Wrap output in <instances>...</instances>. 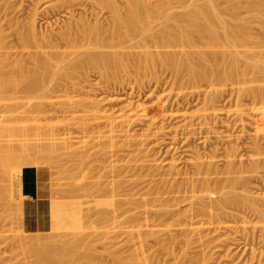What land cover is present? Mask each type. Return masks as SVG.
I'll use <instances>...</instances> for the list:
<instances>
[{
	"label": "rangeland",
	"instance_id": "1",
	"mask_svg": "<svg viewBox=\"0 0 264 264\" xmlns=\"http://www.w3.org/2000/svg\"><path fill=\"white\" fill-rule=\"evenodd\" d=\"M96 1L98 2V0H96ZM145 1L148 2V3L149 2L150 3L156 2L155 0H145ZM220 1H222L223 4L222 3L221 4L224 5L223 0H220ZM262 1H264V0H262ZM95 2H93L92 0H0V30L2 31V36H3V38H2L3 48L1 49V51H5L7 53L9 51V53H13V54H9L8 53L11 56V57L9 56L10 59L13 56L18 57L20 55L19 58L13 57L12 59H14V58L15 59H21L22 58L21 60L24 62L25 66L28 65L29 67H31V66L33 67V65H34L33 64L34 63V59L32 60V55L34 54V51L36 52V51H41V50H45L46 49L45 51L51 52L52 49L50 50V49L44 47L45 49L40 48V50H38V49L35 50V46H33V49L32 48H29V47L23 48V46H24L22 44L23 42L21 40H19V39H21L20 38V35H19V32L20 33L21 32H25L28 29L27 26H29V27L32 26L33 29H34V31H35V39L37 38L38 40L37 39L36 40L39 41V43H40L42 40L44 41V38L47 39V38H49V36H52L53 33L55 34L56 32L58 33L59 31L63 30L65 28V26L67 25V23H71L72 22V24H74V23H76V21L78 23V21L80 22L81 19L84 20L86 18V22H89V23H94L95 21H97L96 23H101L102 26H106V25L108 26V25H110L111 24V20H112L110 18V16L112 17L111 11L109 12L110 9L107 8V7H104V6L100 5L99 2H98V6H96L95 4H93ZM198 2H199V0H198ZM202 2H204V0H202ZM202 2H199V3H202ZM235 2H238V3L242 4V5H244V3L247 2V0H235ZM116 3H118L119 9H121L122 11H124V8H125L124 6H126L125 5L126 4L125 0L124 1L123 0H116ZM99 5L102 6V7H100ZM170 5H169L170 7L167 6V10L164 9L165 12H164V10H162L163 12L161 11L162 12V13H160L161 15L159 14V18H160V16L162 17L161 18V21L159 20V18H156V17H155L156 18L155 20L153 19L154 21L152 20L153 21V22H151L153 24L152 25L153 26L152 30H155L156 29L158 31L159 27L161 28L162 25H165L167 22L169 23V21L171 22L172 19L171 20L168 19L169 21L164 22L165 18L167 20L168 15L171 18L174 17V16L176 18L177 14H179L181 12L180 10L184 11L182 9L181 5H180V8H179V6H178L179 4L178 3H173L174 6L172 4H170ZM222 5H221V7H222ZM93 8H94V10H93ZM168 8H169V10H168ZM245 10H246V8H245ZM245 10H244V8H242V10H241L242 12L239 13V15L240 16L242 15V16H241V18L239 17V19L241 21L244 20V22L246 23V25L249 26L248 27V34L250 36H252L253 42L251 40L250 43H247V44H249V45L246 44L247 47L244 46L245 45L244 44L242 46L241 45H237V46L232 47V48L234 50H237L238 49L237 50L238 52L240 50L241 51L240 53H242L245 50H247V53H248L249 50H251V51H253L254 55H258L259 54L262 57V56H264V47H262V46H264V31H262L264 29L261 30L260 24L258 23L257 20L264 19V11H259V14L261 15V17H260V15L258 13H257V15L256 14L253 15L252 13L250 14L249 11H246L245 12ZM69 11L70 12L72 11V13H70ZM166 12H168V13L171 12V13L166 15ZM70 14H73L72 15L73 17ZM164 14H165L166 17L164 16ZM220 14H221L220 16H222V17L224 16L223 19L226 20L228 23H230V24L231 23H233V24L238 23V20H236L237 22L235 23V19H232L231 17H228L229 15L225 14V12H224V14H223V12L220 13ZM253 16H257V17L254 18ZM258 17H260V18H258ZM252 18L255 19V21H257V22H255ZM69 19L71 21H69ZM162 19H163V24H161ZM248 21L250 23H248ZM158 23H160L161 25L158 24ZM135 36L126 37L123 40L122 39L121 40H117L116 39L117 41H115V43H114V44H116V46L114 45L115 48H113V47L112 48L109 47V48L111 49V51L113 49L114 51H119L120 53H122L123 54V58H124L123 59L124 62L130 61V56L135 55V54L140 53V52H143V49L141 47V44H139V48H137L138 46L136 47L137 49L134 48L135 47V44L137 42L140 41L139 43H141V40H139L141 37L138 36V35L136 37ZM255 37H257V38H255ZM135 38L138 39V40H136ZM254 39H255V41H254ZM257 40L258 41L261 40L262 42L260 41L261 42L260 43ZM193 41H192L193 44L197 43V44H195L196 50H197V46H198L199 49L201 48L202 50H204V52L207 51L208 54H210V53L212 54V52L214 53L213 50H215V52L217 51L216 49H213L212 51H210L212 48L209 50L208 49L209 47L203 48L204 43L202 42V40H198V38L195 39V40L193 39ZM199 41L201 43H203V45H201V43ZM254 42H256V43H254ZM149 43H147V44H149ZM198 43H200V44H198ZM152 44L153 43H151V45ZM254 44H256L258 46L254 45ZM172 45H174V47L172 46L171 49H170L171 46L169 47V49L171 51L168 49V47H167V49H165L164 47L163 48H160L158 46L159 49H160L159 50L158 47L155 44L152 45L153 47L152 46L151 47L149 46L150 47L149 50L153 49L154 51H156V49H158V51H160L161 53L163 51L169 50V51H167L168 53L172 52V53H174V55H177V53H178V56L179 57L180 56L182 57L183 56L182 54L185 55V51L186 52L187 51L189 52V50L192 47V45H191V47L189 46V48H186L184 51L182 49V51H181L180 50L181 48H180L179 45L177 46V48L175 47L176 44H172ZM154 46L157 47V48H155ZM253 46H255V47H253ZM89 47H91V46H89ZM89 47L87 49H85V50L86 51L89 50ZM116 47H117V50H116ZM147 47L148 46L143 47V48L144 49L146 48V51H147V49H148ZM37 48H39V47H37ZM92 48H90V50H92V52H94L93 50H96V52H99L96 48L95 49H94V47H92ZM101 48L100 49L98 48V49L101 51V50H103ZM107 48H104V50L105 51H108L109 48L108 49ZM133 48L136 49V50H134ZM195 48H194V45H193V48L191 50L196 51ZM232 48L231 47L230 48L228 47L226 51H228V53H229V50L232 49ZM61 49H62V51H64L63 49H65V48L64 47L63 48L61 47L57 51H59ZM162 49H165V50H162ZM201 49H200V52H203V51H201ZM233 49L230 50V52L232 51L234 53V50ZM32 50H34V51H32ZM82 50H83L82 48H81V51L79 49V52H82ZM120 50H123V51H120ZM177 50H178V52H177ZM26 51L28 53L29 52H33V54L31 53V56H30V53L28 55V53H26ZM67 51H69V49ZM89 51H87V52H89ZM154 51H150V52H154ZM179 51L181 53L182 52H184V53L181 54ZM52 52H55V49H53ZM218 52H220V51H218ZM259 52L260 53L262 52V54H260ZM155 53H157V52H155ZM155 53H153V54H155ZM192 53H193V51H192ZM217 53H216V55H219L220 54V53L219 54H217ZM228 53L220 54L218 58H220L222 55H223L222 58L223 57L224 58H227ZM253 53H251V54H253ZM127 54H128V56H127ZM179 54H181V55H179ZM243 54H245V53L243 52ZM251 54H249V55H251ZM124 55H125V57H124ZM249 55L247 54L246 57H245V59ZM71 56H65L64 55V57L66 59L70 58ZM241 56H240V59L241 60H244V58L243 57L241 58ZM126 58L127 59L129 58V59L127 60ZM68 60H65V61H68ZM244 61H243V63H244ZM243 63H242V65H243ZM132 66H133V63H131V65H130V62H129V64L126 63V68L116 69L115 72H113L111 75H109L108 77H106V79H105L104 75H102L104 78L101 77V75L99 74V72H96L97 70L91 69V70H88L89 73H87L88 72L87 71L86 73H84V75L79 73V76H81V77H79V76L77 77L78 74L76 73L77 74V75H75L76 78H75V76H73L72 77L73 79L70 77V79L68 78V80H65V83L66 82H69V81H70L69 83H71V81H74L75 80L74 82H76V83L78 82V84H76V86H71V85H69V83L68 84L66 83L67 85L65 84V87H64V85L61 83V86L63 85L62 87H60V86L59 87L58 86L56 87V86H54L53 83H55V81H59V80H57L58 79L57 78V75H54L55 76L54 81L50 82L51 85L53 84V86H52L53 90L51 88L49 90H43L45 92L38 91L35 94V96L37 98H34L35 100H33V98L31 99L33 104L35 103V101L40 102L42 104L41 107H40V109L37 108V109L40 110L39 111L40 113L37 112L38 111L37 109L36 110L35 109L30 110V111H32L31 113H29V112H26V113L25 112H22L21 113L20 112L19 113V115L21 114L20 116L24 115L25 117H27L29 119L28 120L23 119L25 121H23V120L20 119V120H18L19 121L18 122L19 124L16 123L17 121H14L15 123L14 122H11L12 124H14L13 125L14 127H11L12 128V131H11V128L9 129V132L12 133V134L11 133H9V134L11 136L13 135L12 138L13 137H17V136L19 137L20 136L19 133H17V131H16V130L20 131L19 126L17 127L16 124L20 125L21 123L22 124L23 123L24 124L26 123V124H29V125H31V124H38V125H41L42 126L43 130L44 129H48L50 127H57L58 126L57 128L59 130H57V132H52V133H45V134L40 133V134H36V135L35 134L34 135L31 134V136L33 138H35V140L32 137L30 138L29 135L28 136L26 135V137L27 138L29 137V139L26 140V138H25V141H24V137H22L23 138V141L26 144L24 142H21L22 141V138H20V137L19 138L21 139V141H19L20 139H18V137L17 138H14V140H12V138H11V140H10V137L11 136H9L8 133L6 132L9 139L8 140L6 139V140L2 141V142H6L7 141L8 143L10 141H12L9 144H12L13 146H14V144H15V146L18 145L21 142L20 145H19L20 148L19 147H17V148L20 150L22 147L28 146L26 149L24 148L25 153L27 154L26 151H28V150L30 151V149H32L31 151H32V154L33 155L32 156L29 155L31 158H29V156L26 155L27 158H22L20 160V158L22 156H24L22 154L24 152V150L21 149L22 150V153H21V151H19L20 153L19 152L18 153L21 154L22 156L18 154V156L19 157L21 156V157L18 158V159L16 158L17 160L15 159L16 160L15 161V165H14V162L13 163L10 162V161H12V159L14 160V158H15V157L13 158V156H15V155L14 154L13 155L11 154V156H12L11 160L10 159L7 160L8 162L5 161L6 164L9 163V162H10V164L9 165L7 164L8 166H4L3 165L4 167H1L3 169H0L1 170L0 171V174H1L0 175V178H3V179H0V185L4 184V185L0 186V197L4 199L3 200V199L0 198L1 199L0 200V203L2 201H4L3 203L0 204V255H1L0 256V261L2 262L0 264H9V263L10 264H14V263L15 264H21V263L24 264V262L27 264V261L30 262V263L28 262L29 264H33V263L34 264H38L37 261H39V263L42 262V264H45V262L47 264H49V262H51V261H53V264H69V262H67V261H71V259L73 261V259H76V258L79 259V261H80V262H77L76 264H118L119 263L118 259H116V260L114 259L113 260V257L116 258L115 256H117V254H119V256H126V254L129 253L128 248L131 245H140L141 246V257L142 258H145L147 261L149 259V261H148L149 264H264V211H262V210H264V168L261 169V168L258 167L259 169H255V170L253 169L254 171H251L252 169L251 170L248 169L249 168L248 165L250 164V162L252 163V160H254L255 158L257 159V157H260L259 159H264V154H262V153H264V142H262V141H264V110H258L257 109L259 107H262V105H264V104L261 103L262 104L261 105V104H259V101H256V100H255L256 101V103H255V101H253L254 98L251 95H248L249 93L248 94L245 93V92H248V88H249L248 85L249 84H251V85H249L251 87L252 86L256 87L258 85L257 88H259V85H260V89L264 88V79H262V78H264V76H261L260 77V74H258L259 75L258 76V80H256V81H259V82H256L254 80V83L253 84H252L253 81L252 82H247V83L246 82L245 83H243V82L241 83L240 80L243 79L242 77H239L240 80L237 79L236 81L234 79H232V81H231V79H227V80H222V82L221 81H215L214 80L215 81L214 82V81H212L213 79H209V81L211 80L212 83H210L209 81L206 82L204 80L203 82L202 81H200V82L197 81L198 83L195 82V84H194L188 78H186L187 77L186 75L183 74L182 75L183 78L180 75L181 77H179V82L177 83L175 81V75L172 74V73H174L172 71V69L169 67L171 69L170 70L169 68H167V66H165L163 64L161 65L160 63H157L156 66H155V68L153 70L142 69L143 71L142 70H138L135 66L134 67H132ZM65 67L66 66L64 65L63 68H65ZM63 71H64V69H63ZM90 71H91V73H90ZM138 71H139V73H138ZM153 71H154V73H153ZM140 73H142V75ZM248 75L251 76L250 74H248ZM248 75L245 76V77H248ZM254 75H256V74H254ZM119 78H121V79H119ZM46 79H45V81L47 83L48 80H46ZM256 79H257V77H256ZM261 79H262V81H261ZM228 80H229V82H228ZM184 81H186V82H184ZM60 82H62V81L60 80ZM60 82L59 83L57 82V83L60 85ZM80 82H81V84H79ZM239 82H240V84H239ZM98 83H100V84H98ZM219 83H222V84H219ZM107 84H108V86H107ZM120 84H121V86H120ZM88 87H89V89H88ZM177 88H178V90L180 89V91H178ZM94 89H96L97 91L94 90ZM245 89H247V90L245 91ZM238 90H240V91H238ZM207 91H209V92H207ZM210 91L213 92V95L215 96V99L217 100V101L214 100L213 101V104L208 103L206 101V98L204 97L205 94H206V96H207L208 93L211 94ZM83 92H85V93H83ZM9 93H10L9 95L12 96V93L11 92H9ZM50 93H52V94H50ZM77 93H80V94H78L80 97H78ZM112 93H113V95L115 94L114 96H116V98L119 97V96H122L123 99H124L123 100L124 102L121 103L120 101L114 100L115 97L113 99H110L111 98L110 96L113 97ZM116 93H117L118 96L116 95ZM4 94H3L4 96H7L8 92L7 93H4ZM93 95L96 98L95 97L92 98ZM159 96H163V97L162 98L161 97L159 98ZM165 96H166V98H164ZM239 97H241V99ZM71 98H72V100H70ZM97 98H99V100H101V98H103L107 102H109V99H110V102L108 103V105L110 103H112V105L114 106V108L116 110L113 108L112 105H110V107H109L106 104L107 103L106 101H105L106 103L104 102V104L101 101V107H102V104H103V107L102 108H104V105H105V108L104 109H106V108H108V109L106 111H104V109H103L104 114H103V111H101L102 117L99 118L97 121H95L96 119H91L92 117H90V120H91L90 121L87 118L88 115H89V113L87 111L84 112L85 109L82 106H78V105H80L82 102H86V101L91 100V99H95L96 100ZM159 99L160 100L161 99H163V100L166 99V100L165 101L162 100V103H161ZM11 100L12 99H10V101L8 99H6V101L8 102V104H12L11 102H13V103H15V102H18V103L25 102L23 99H21V100L18 101L16 98H15V100L14 99L12 101ZM31 100H29V102H31ZM112 100H113V102L116 101L117 104L111 102ZM237 100H239L241 102V103H239V101H238L239 105H241L243 103L242 105L243 106L245 105L244 108L245 107H248L249 108V110H248V108H246V109L243 108V110H244V111L242 110L243 112H245V110L247 112L249 111L248 113L245 112V113L249 114V117H248V115L246 116V114H244L243 112H241L243 114V120L242 121H239L237 119L238 116L236 115L238 113V111H236V107L238 105L237 104ZM0 101H2V102H0L1 104L4 103L3 104V107H0V108H5L7 102L5 100H1V99H0ZM41 101H43V102H41ZM75 101L77 103H74ZM44 102H45V105H44ZM49 102H52V104L54 102V104L52 105ZM79 102H80V104H78ZM125 102H127V103H125ZM163 102H164V105H163ZM257 102H258V104H257ZM130 103L132 104L131 106H130ZM75 104H76V106L74 107ZM121 105L122 106L127 105V106H125L124 109L127 112L132 113L134 115V120L132 121L133 123H131L130 124L131 126L129 125L130 127H128V129L131 128L130 129L131 132L128 131L131 136L129 137V134H128V139L127 140H131V139L134 140V138H136L137 140H140V139H143L145 137L143 135V133H144V131L147 130L146 126H148L147 124H149V119H148V112L149 111H151L152 109L156 110V109H158L160 107H164V106H165V110H166L165 111L166 112L165 119L159 123V124H161V123L163 124L162 125V128H164V129H162L163 131L162 130H160V131L157 130L156 125L158 123L155 126L154 125L151 126L152 129L155 127L154 129H156L158 132H161V133L159 135L158 133L155 132L156 130H154L152 133L154 134V132H155L156 135L154 137L151 136V138L149 136L148 137L149 140L151 139L150 142L147 141L146 142L147 145L142 146V148L144 149V154L146 153L145 154L146 156H144V154H140V155L137 156V157L142 158V161L145 160V162H142L143 163L142 164L143 168L140 169L141 171L144 169L142 172L139 170L140 173H137L138 172L137 171L138 169L133 168V169L136 170V171L134 170L136 172V175H134L132 173L133 170L132 171L130 170L131 172H129L128 167H125L128 163H130L129 162V159L131 158L130 155H132V157H133V154H136V152H133V154L131 153L132 152V149H134L133 147L132 148H129L126 151H124L123 154H121V155L119 154L116 159H115V156H116V153H115L116 151L115 150L116 149H114L113 147L112 148H109L108 150L114 149V151H115V152L113 151L114 152V154H113L114 157L113 156L111 157V154L113 152L110 153L111 152V150H110L109 151V154H107V155H110V157L107 156L108 157V160L106 159L108 161V163H106L107 162L106 160L103 161V162H101L100 158H102V156L99 157V154H101V151H100L101 149L100 150L98 149L99 148V145H94L96 140H97V143L99 144V141L98 140L101 141V139L100 138L99 139L98 138L97 139L96 138L94 139L93 136H91V135L89 136L88 133H85V131L82 130L83 129V123L84 122H86L87 124L88 123L90 124L92 122L90 124V126H92L94 123L96 124V122H98V123L101 122L102 124H105V122H104L105 121V118L106 119H110V117H114L113 119L116 120V116L115 115H118V113H117L118 112V109L117 108H119L118 106H121ZM211 105H214L212 107H213V111H214V109L216 110L215 112L211 111L212 110V109H210L211 108L210 107ZM0 106H2V105H0ZM9 106H12V105H9ZM45 106H49L48 109ZM241 106H239V108ZM72 107L75 110L78 109V108H80V107L81 108L79 109L80 111L79 110H76L77 112H75ZM207 107H210V108H207ZM200 108H201V110H200ZM5 109L6 110H4V109H2V110L3 111H6V113L2 112L1 109H0V112H1L0 114L2 115V113H3V116L9 115V113L7 112L8 111L7 110L8 109V105H7V107ZM22 109L20 111H22ZM53 109H54V111H53ZM69 109H71V110H69ZM207 109H209V110H207ZM217 109H219V110H217ZM59 110H62V111H59ZM67 110H68V112H67ZM109 110H110V112H109ZM111 110H112V115H114L113 112H115V115L114 116H110L111 114L109 115V113H111ZM33 112H34V114H33ZM83 112H84V114H82ZM107 112H109V113H107ZM211 112H212V114H211ZM51 113L53 115H51ZM170 113L171 114L173 113V117L172 118H171V116H169L170 118L168 117V115ZM174 113H176V114H174ZM31 114L33 116L36 114V116L33 117L32 121H31V118H32L31 117ZM38 114H40V115H38ZM86 114H88V115L85 117ZM105 114L107 116L106 117H103V116H105ZM64 115L67 118L64 117L65 118L64 119L63 118ZM68 115H69V117H68ZM174 115H177V116L175 117ZM179 115L180 116H183L184 115V116L183 117H180ZM24 116H22V117H24ZM80 116H83V117H81V119H80ZM191 116H193L194 118L191 117ZM83 119H85V120H83ZM87 119H88V121H87ZM110 120H112V118ZM182 123L185 124L186 126L183 125ZM26 124L25 125H20V127L23 126L25 128V127L28 126ZM53 124H55L56 126H54ZM15 125H16V129H14L15 128ZM80 125H82V126H80ZM22 129L23 128L21 127V131H20L21 134H23ZM5 131L4 132L2 131L3 132V135H4ZM13 131H14V133L16 132L18 135L13 134ZM1 133H0V137H1ZM132 133H134L136 136L135 135H132ZM141 133H142L143 136L140 135ZM182 134H184V135H182ZM5 135H4V137H5ZM7 135H6V138H7ZM23 135L25 136V134H23ZM87 135H88V137H87ZM2 137H1L0 140H2L4 138V137L3 138ZM90 137H92V138H90ZM132 137H134V138H132ZM138 137H139V139H138ZM247 137H249V138H247ZM250 138H252V139L257 138V140L259 139L260 140L259 142L262 143L261 144V149H262L261 151L262 152L260 151L261 152V155H258V156L255 155V151H254V148H253L254 146L252 147V145H253L252 139H250ZM31 139L33 141L32 142H29ZM113 139L118 140L117 138H113ZM123 139L125 140L126 138L123 137ZM14 141L17 142V143H14L13 144ZM35 141L37 142V144H41V145H37L35 143ZM43 141H45V142H43ZM92 141H94V142H92ZM7 142L5 144H7ZM42 142L44 144L46 143L47 146H46V144L44 146V144H42ZM22 143H24V144H22ZM102 143L100 142V144H102ZM2 144H4V143H2ZM5 144H4V146L6 147ZM9 144H7V145H9ZM29 144L30 145H33L34 144L33 145L34 147L30 146ZM0 145H1V141H0ZM12 145H9L7 147L14 148V147H12ZM21 145H23V146H21ZM228 145H230V146L228 147ZM2 146L3 145H1V147ZM40 146H41V148H39ZM49 146L51 147V149H50ZM93 146H94V148H93ZM101 146L102 145H100V147ZM42 147L44 148L43 149L44 151L42 150ZM231 147L233 149L236 148L235 155H237V158L235 157L236 160L234 159V162H233L234 168L236 166V169L233 170V173L232 172H230V173L227 172V163H228L227 151H228V149H231ZM3 148L4 147H2V149ZM17 148H15L14 150H16ZM36 148L37 149H40V150L38 151ZM53 149H54V152L52 151ZM225 149H227V150H225ZM9 150L10 151H13V149L12 150L9 149ZM46 150H48V151H46ZM148 150H149V152H148ZM31 151L28 152V153H31ZM36 151L37 152H40V153L37 154ZM127 151H129L130 154H129V152L127 153ZM0 152H2V151H0ZM3 152H4V150H3ZM14 152H16V151H14ZM14 152H11V153H14ZM54 153H55V155H54ZM149 154H150V156H149ZM197 154H198V157H201L200 158L201 162L203 160V162L204 161H206V163L207 162H210L211 165H213L212 171L211 170L209 171L211 173L205 174V172L207 170L204 168L202 170V172L205 171V170L206 171L203 172V173H200L201 176L199 175L200 178H202V180H204L203 178H206L205 179V182L210 183V184L205 183V186H207L206 188L204 186L206 192H207V190H209L208 189L209 188V185H211L210 186L211 189L213 187L214 188L215 187L216 188H219V187H217L218 185H221L223 187L225 185V186L228 187L229 184L226 185V183H228L229 178L230 177L231 178H234V179L236 178L237 180H234L235 183H236V181H239V184H240V180H241V183H245V184H242L243 186L242 185L240 186L237 183L236 184L234 183L233 186L237 185L238 188H239V189L238 188L236 189V186H235V189L236 190L235 189L233 190V191H235L234 193H237L238 192L239 193V194L237 193L238 195H241V193L244 194V196H247L248 195L250 197L248 199L251 202H253V203H255L256 200H257V203H259L260 205L259 204L258 205L257 204H254L255 207H256V205L258 206V207H256V210L254 208H251V206H249V205L246 206L247 208L245 207V205L244 206L242 205L243 207L241 205H239V206H237V205H230V207H232V209L234 208V210H230L231 208L227 209L228 206H226L224 204H223L224 205L223 206L221 204V206L224 207L223 208V207L219 206L220 208H223L224 209V210L221 209V211L225 212V210H226V212H228V213H225L227 216L226 215H223L224 214L223 212H220V214L223 213V214H221V215H223L222 216L223 217V221H222V218L219 217L220 215H219V212L216 209V206L213 208V204H211L210 202L214 201L213 202L214 205H217L219 203L217 200L219 198V195H221V192H223V194H225V196H226V192L228 190H230V189L227 188V187H226L227 189L224 187V189L226 191L225 190L221 191V189H219L218 192L216 193V195H214V197H213V199H216L217 198L216 201L215 200H212L211 201L212 196H213V195L211 196V194H215L216 191L214 192V189L213 190L210 189L211 191H213V193L210 190H209L210 191L209 193L207 192V194H209V197L211 196L210 197L211 199L207 201L206 200L207 194L201 193L202 192L201 188H199L200 190L197 188V191L199 190L198 193L200 192V194L206 195V196H204L205 197L204 198L205 202H201V201H204L203 199L200 201L201 204L203 203L202 206H204V203H206V201L210 203V205H209L210 207L212 205L211 208L208 206V208H209V210L211 212L208 209H206L207 206L206 207L204 206V208L209 211V215H213V216L210 217L208 215V211H207V213H204L206 211H204V208L203 207L200 209L201 211L203 209V216H202V213L199 210V208H200L201 205L199 206L198 205L199 202L198 203L196 202L197 199L196 198H193L195 192H197V191L195 190V192H193V190H192V192H191V190H189L190 188L188 189V191L186 189V187L188 188V186L190 185L189 183H193V179L195 178V180H196V177L198 176V175H196L195 172H194L195 176H193V167H194V163L193 162H195L194 161L195 160L194 158H195V156H197ZM9 155L10 154H8L7 156H9ZM122 155L123 156L125 155V156L123 157ZM141 155H142V157H141ZM0 156H1V153H0ZM98 157H99V160L96 161V159H98ZM28 158H29L30 161L27 160ZM35 158H36V160H35ZM102 160H104V159H102ZM119 160H121V161H119ZM27 161H29V162H27ZM169 162H172V163L174 162V165H175L174 168H177L178 169V170L176 169V172L175 171L173 172L174 173L173 175L176 178L169 171V168H168ZM17 163H18V165H17ZM206 163H204L203 166H205ZM2 164L0 166H2ZM109 164H110L111 167H109ZM136 164H138V163H136ZM214 164H215V166H214ZM94 165H96L98 167H96ZM121 165L124 166L125 168H127V170L125 171V169H124V172H123L122 169L124 167H121L120 170H122V171H120V170L119 171L122 174L121 173H118L119 172L118 170H117L118 172H116V171L114 172V170L119 169V167ZM144 165H145V167H144ZM153 165L154 166L156 165V167H154ZM27 166H32V167L38 168L39 170L42 171L43 176H44V180H45V184H46V188H47V190H46V196H47V201L49 203V226H48V229L45 230V231L26 232L22 228V217H21V210H20V207H19V205H21V199L22 198L19 197L20 195H19V193H18V191L16 189L17 186H18V184L20 183V180L16 179V175L19 174V173L21 174L22 169L24 167H27ZM142 166L139 165L138 167L141 168ZM113 167H114V170H113ZM152 167H153V170L151 169ZM99 168H101V169H99ZM110 168H111V170H110ZM130 168L131 167L129 166V169ZM154 168L156 169L157 172L155 171ZM241 168H242V171H240ZM149 169L151 171H153V173L150 172V171H147ZM108 170H110V172L113 170L112 171L113 173L112 172L109 173ZM213 170H216V171L214 172ZM165 171L168 172V175L170 177L165 174ZM244 172H246V173H244ZM146 173H149V174H147L148 176L147 175L146 176L144 175ZM160 173H162V175ZM226 173H228V174H226ZM117 174H118V176H117ZM153 174H154V177H153ZM97 175H98V177H97ZM141 175H142V177H141ZM190 176H191L190 179H192V178L193 179L191 180V182L187 183V180L186 179H188ZM95 177H96V179H95ZM135 177H136V180L140 178L139 181H141V182H139L137 180V183H138L137 184L135 182L136 181L135 180ZM186 177H188V178H186ZM222 177H223V179H222ZM102 178H105V179L104 180H101ZM133 178H134V180H135L134 182L136 184H134L133 182H131L133 180ZM142 178H144V179H142ZM170 178H172V179H170ZM174 178H175V180H173ZM200 178L197 177V181H194V182L195 183L199 182V179ZM110 179H113V180L110 181ZM121 179H122V182H125V180L127 182V184L126 183L125 184L122 183V187L119 188L120 189L119 192L121 191L120 193H122V195L120 193L119 194H116V192L118 193V191H117L118 187H117V189L115 187L117 185H111L110 186V183H114V181H115V183L117 184V181L121 182ZM182 179L184 180V182L179 184V182H182L183 181ZM243 179H245V180H243ZM2 180H3V183H1ZM93 180H94V183L99 181V182H102V185L109 184L110 187H109V189L108 188L106 189L107 191H106V195L105 196H103V197L102 196L94 197V195L92 196V194H95L94 192H92V191L90 192V191H87V190L84 189V188H87V186L89 187L90 184L93 183ZM128 180L130 182H128ZM144 180L145 181L146 180H148V181L150 180L149 181V185H148V183H144ZM160 180H162V181H160ZM202 180L200 179V182ZM231 180H233V179H231ZM103 181L105 182V184L103 183ZM109 181H110V183H109ZM151 181L153 183H156V184H153ZM188 181H189V179H188ZM210 181H212V182H210ZM157 182H159V183L157 184ZM175 182H178L177 185H176ZM216 182L219 183V184L215 186V184H217ZM94 183L92 184V186L94 185ZM195 183L193 184V186H194L195 189H196V186L199 187V185L200 186L204 185V183L202 182L203 184L199 183V185H196L195 186ZM213 183H214V186L212 187ZM131 184H133L134 186L136 185L135 186L136 188L134 190V192L136 191L135 192L136 195H137V192H138L139 188L143 186L142 189L146 190V191H144V190L143 191H144L145 194L147 193V195H145L142 191H139V193L142 192L141 195L144 194L145 196H147L145 198L146 200H147V198L149 199V197H151V195H152V194H149V192H150L149 189L150 188H148L149 186H151V184H152L151 189H152V187H154V190H156L157 192L159 191V189H161V191H159L161 193L164 190L163 188L166 187L167 190H164L163 193H162L163 194V198L160 197V196H162V194H160V193L158 194L157 192H156L157 194L156 193L155 194L158 197L157 196H152V197H154V199L157 197V198H160V200H161V198H162V201L163 202L160 201L159 199L158 200H159V204L163 205L162 207L165 208V210L162 207H156L155 208L154 206L157 205V204L154 205L153 202H152V205H153L154 208H152L151 205H150L151 208L149 210V213L150 212L151 213L160 212L162 214V216L166 217V220L164 221V223L165 224H171L169 226V228L172 229V230H174V231L176 229H178L179 226L178 225H174L173 223H182L183 224V223H189V222H191V223L194 224L195 221L201 220L203 217H205L204 219L206 220L208 218V216L214 222H212V224H211V222H209L210 224L209 223H206V224L204 223L207 220L209 221L210 218H208L206 221H204V219H202L203 222H202V220L199 222L202 225L201 227H202L203 233L201 232L202 234H200V231L197 232V235L198 236L195 233H194L195 235L193 234V236H196V237H194L195 239L193 240V242L195 241V243H196V240H198V238H199V240H198L199 242L197 241L199 244L198 243L197 244H194L192 242L193 244L191 243V244H188L187 245L186 244V241L184 242V240H183L184 239L183 235H179L178 236V235L175 234L176 232H174V233L173 232H169V234H175L177 236V237L175 236V239L177 238L178 240L176 239L177 241H170L168 239L169 242H168V240H166L167 241V244L169 246H171V247H169L171 249V252L170 253H167L166 252V249L164 250V248H162L160 245H158L154 241V239L152 237H147L145 241H141L140 239H138L137 237H135L133 233L132 234L125 233V230L127 229V226L130 225L131 223L130 222L123 221V234H120L119 233L117 235V239L116 238H112V237L110 238L111 240L112 239L115 240V241H113L114 242V245H112L113 243L112 244L110 243L112 241L109 240V243H110V246H111V247L110 246L109 247H110V250L111 251L116 246H118V247H116L118 249L120 247L118 253L115 252V256L112 257V256L108 255V253H109L108 252L109 251V247L107 245H106V247H108V248L104 247L105 246L104 245L105 242L102 241L103 239H102L101 236H103V234H102L103 232H104V234H105V232L108 233V234H110L109 232L112 231L111 232V234H113L112 236L113 237L114 236L116 237V235L113 232H116V233L119 232L118 230L121 228V223L119 224L118 223V220H119V222H121L122 219L121 220L119 219V218H121V217H119L120 215H118L119 213L116 215L117 210L116 209H113V208L116 207L114 205H116L117 203L119 204V202L121 200L123 201V199H126L128 197V194L131 192L130 191V188H129V191L130 192L129 193L127 192L128 187H133ZM169 184H172V185H169ZM125 185H127L128 187L126 188ZM154 185L156 187L159 185L160 187L158 186L157 189H156V187ZM170 186H172V187H170ZM221 186H220V188L223 189V187H221ZM105 187H108V185L105 186ZM180 187H181V190H182V188H185L186 190L183 189L182 191L178 192L179 189H180ZM191 187H192V184H191ZM232 187H230V188L233 189L234 187L233 188ZM137 188H138V190H137ZM174 188H175V191L179 188L176 193H174ZM112 189L114 191H116V192L114 193V191H113V192L110 193V191ZM121 189H123V190H121ZM140 190H141V188H140ZM205 191L203 190V192H205ZM83 192L86 193L87 195L83 194ZM170 192H172L171 193L172 195L169 194ZM3 193H4V195H3ZM89 193H90V195H89ZM112 193H114V195H109V194H112ZM131 193H130V195H131ZM192 193H194V194H192ZM198 193H196L195 196ZM107 194L109 195V197H107L108 196ZM133 194L131 195V197L133 196ZM168 194H169V196L172 199L168 196ZM185 194L187 195V197H189L190 195H193V196L190 197L191 200H188L186 198L187 201H185L186 200L185 199ZM228 194L230 195V191H229V193H227V196H229ZM136 195H134L135 198H137ZM134 196H133V198H134ZM137 196H139V195H137ZM177 196H178V198H177ZM223 196H220V197H223ZM4 197L6 199H8V200H6ZM142 197H140V198L141 199H144V197L143 198ZM152 197H151V199L154 201V199ZM209 197L207 199H209ZM111 198H112V200H110ZM157 198H156V202L154 201L155 203L158 202L157 201ZM198 198L201 199L203 197L200 196ZM96 199L97 200L98 199L100 200V201L98 200L99 204L96 201ZM141 199L140 200H137V201L135 199L137 205H135L134 211L132 210V212L138 213V211L139 212L142 211L141 209L138 210V208H140L138 206V204L140 205L141 202L143 201V200L141 201ZM145 199H144V201H146ZM183 199H184L185 202L183 201ZM53 200H55V201H53ZM168 200H171V202H169L170 204L167 202ZM174 200H177V204L176 205L173 204V203H176V201H174ZM180 200L182 202H180ZM193 200H195V202H192L191 203V201H193ZM52 201L53 202H57V203L60 202V204L62 206L64 205L65 208L68 211L70 210L69 213H74V214L76 213L75 215L77 216L78 220L81 221V222L79 221L80 222V228L79 229H66V228L63 229L61 227V228H56L55 229V227L53 226L54 227V229H53L52 228V225L53 224L51 223L52 219H51V215H50V209H51L50 208L51 207L50 206V203ZM112 201L115 202V203H112ZM149 201H150V199H149ZM164 202L165 203H168L167 204L168 207L166 205L164 207V204H165ZM134 204H132V205L130 204V205L133 207ZM159 204L157 206H160ZM68 205H69V207H68ZM193 206H195V207H193ZM240 206H241V208H240ZM125 207H127V206H125ZM196 207L197 208L199 207V208L196 209ZM244 207H245V210L243 211ZM248 207H249V209H248ZM89 208L91 209V211L92 210H95V209L96 210H107V211H110V210L113 209V213L111 211L110 212L112 214H114L113 216H116L117 219H113L114 217H112V219L114 221L116 220L117 222L115 221L114 222V225H112L113 224V222H112L113 220L111 219V216H112L111 215L109 218L112 221L111 220H108L107 222L104 221V222H106L105 223L106 225L104 224V222H102L103 224H99V222L101 221V219H99L100 220L99 222H96V221H98V219H96V221H95L96 224L92 222V225H91V221H92L91 219L92 218L95 219V216H93L92 218L89 219L90 216L87 213H89L90 210L88 212H85ZM157 208L159 209V211H158ZM160 208L163 209V211ZM166 208L168 210H166ZM237 208H238V210H237ZM142 209H144V208H142ZM211 209L216 210V213H218L217 215H219V216H216V214H214L215 211L213 210L214 211L213 212ZM239 209H241V211ZM251 209H254V211H257V210H261V211H258L257 212L258 215H257L256 212L255 213L252 212L253 210L251 211ZM135 210L137 212H135ZM169 210H171V211H169ZM218 210H219V208H218ZM175 211H180V213L183 211V214L180 215L179 212L176 213ZM194 211L195 212L198 211V212L196 214H194L195 213ZM247 211H249V212L247 213ZM79 212H80V214H79ZM83 212H85V213H83ZM118 212H119V210H118ZM163 212H164V214H163ZM165 212H167V213L165 214ZM169 212H171V213L174 212L177 215L175 216V214L173 213L174 215H172V217H171ZM187 212L190 214V218H188L189 216L188 217L185 216V213L187 215ZM212 212H213V214H212ZM6 213H8L9 215L8 214L6 215ZM199 213L201 214L202 217L200 216ZM197 215H198V217L200 216L199 217L200 219L197 217ZM206 215H207V217H206ZM143 216L144 215H140L139 214V217H138V220H137L139 223H141L143 225L140 228L142 231H145L146 232V231H148L150 229L158 230V229L164 227L163 225L160 224V223H162L160 221V219H158V218H149V220H146V219L143 218ZM179 216L181 217L180 218L181 219V222L176 221V220L179 219ZM184 216L187 217V218H185ZM191 216L197 217L198 219L195 218L194 220H192L193 217L191 219ZM214 216H216L215 219H217V220H215L214 218H212ZM177 217H178V219H177ZM182 217L185 218V221H184V219ZM231 218L233 219V221H232ZM174 219H175L176 222L173 221ZM211 219H210V221H211ZM104 220H106V219H104ZM50 223L52 224L51 227H50ZM199 223L197 225H199ZM108 224H109L110 227L108 226ZM93 225H97V228H95L96 226L94 227ZM101 225L104 226V227H102ZM224 225L225 226H228V227L226 228ZM91 226H92V228H91ZM98 226H99V228H98ZM119 226H120V228H119ZM206 228H207V231L205 232L204 230ZM209 228H210V230H208ZM213 228H214V230H213ZM89 229H91V230H89ZM76 231L78 233H76ZM81 231H82V233H81ZM95 231L100 232L99 235L102 234V235L99 236V239L96 240V241H99V242H102V243H97L96 245H94L95 249H93V248L90 249V247H89L88 244L83 243V242H85L83 240H86V238L83 239L82 234H85L86 235V234H88L86 232H89L90 235L89 234L87 235V239L91 238V240H89V241L86 240V242H89V243L91 242L92 243L93 241H95V238H96V236H94V233H96ZM73 232L77 236H79V235L81 236L82 243L84 244V245H82L83 247L82 246L81 247L79 246V245H81V242H80L79 245H75L76 246L75 247L76 249L74 247L70 248L71 245H72L71 242L73 240V238H72L73 237L72 236ZM70 233H72V234L70 235ZM204 234H205V236H204ZM67 235H68V237H67ZM91 235L93 236V238L95 237L93 241H92V236ZM96 235L98 237V234H96ZM106 235L107 234H105V236ZM109 236H111V235H109ZM109 236H107V237L109 238ZM159 236L166 237L168 235H167V233L159 232ZM100 237H101V239H100ZM68 238L69 239L72 238V240L70 242V245H69V241H68L69 239ZM103 238H104V236H103ZM200 238H202L203 241H205V242L202 243L201 242L202 240ZM207 238H209L211 240H209ZM65 239H68V240L66 241ZM129 239L131 240V243H130V240ZM206 240H207V242H206ZM11 241H13V242H11ZM60 241H61V244H60ZM105 241H107V240H105ZM208 241H211V243H208ZM53 242H54V244H52ZM62 242H63V245L64 246L62 245ZM22 243L24 244V246H23ZM91 243H90V246L92 245ZM66 244L69 245L70 247L69 246L67 247ZM105 244H108V243H105ZM120 244L123 245V248L121 246H119ZM87 245H88V248H87ZM45 246L48 249L52 250V251H50V255L49 256H51V255L54 256L55 255V258L54 257L53 258H50L48 256L50 258V260L49 259L46 260V257L39 258V255H38V258H37L36 257L37 255L36 256L33 255V253L35 251L37 252L38 250H41V249L48 250V249H46ZM77 246H79L78 247L79 249H77ZM92 247H93V245H92ZM26 248H29V249L27 250ZM73 248H74V250H73ZM81 248H82V251H81ZM104 248L107 249L108 251H105ZM54 249L56 251L53 252ZM70 249L72 250L71 251L72 253H70V254L71 255H74L76 257H74V256L70 257L71 255L69 256L67 254L65 255V252L66 251L67 252L68 251L70 252ZM118 249H115L114 251H117ZM121 249H123V250H121ZM13 250H14V252H13ZM59 251H61L62 253L59 252ZM90 251L92 252L93 256L90 255V253H91ZM114 251H112L110 253H112V255H114V253H113ZM121 251H122L123 254H121ZM51 252L52 253L58 252L59 254H57V253L52 254ZM27 253L30 254V257H29V254H27ZM24 254L28 257V260L27 261H26V258L27 257L25 258V255ZM48 254H49V252H48ZM56 254L57 255H60L61 259H64L65 257H67V259H70V258L71 259L70 260H67V261H64V262L61 260L62 262H59L60 261V257L58 256V258H57ZM83 254H86V255L84 256ZM34 256L36 257L37 261H36V259H35ZM46 256H47V254H46ZM80 256H81V258H80ZM88 256H90V257H88ZM19 258H20V260H19ZM33 259H35V260H33ZM44 259H45V261H44ZM53 259L55 260V262H54ZM57 259L59 261H57ZM32 260H33V262H32ZM116 261H118V263H116ZM51 264H52V262H51ZM70 264H74V263L70 262ZM137 264H138V262H137Z\"/></svg>",
	"mask_w": 264,
	"mask_h": 264
},
{
	"label": "bare ground",
	"instance_id": "2",
	"mask_svg": "<svg viewBox=\"0 0 264 264\" xmlns=\"http://www.w3.org/2000/svg\"><path fill=\"white\" fill-rule=\"evenodd\" d=\"M93 2H95L94 0H92ZM124 1V0H123ZM156 2H152V3H148V2H146L145 0H125V2H126V6H124L125 8H124V11H122L121 9H119V7H118V3H116V0H98V2H99V4L100 5H102V6H104V7H107V8H109L110 10H109V12L111 11V13H112V17L110 16V18L112 19L111 20V24L110 25H106V26H102V24L101 23H96L97 21H95L94 23H89V22H86V18L84 19V20H82L81 19V21L79 22L78 21V23H77V21H76V23H74V24H72V22L71 23H67V25L65 26V28L63 29V30H61V31H59L58 33L56 32L55 34L53 33V35L52 36H49V38H44V41L42 40H40L41 42L39 43V41H37L36 39H35V31H34V29H33V27L32 26H27L28 27V29L25 31V32H19V35H20V38L21 39H19V40H21L23 43V45L25 46H23V48H27V47H29V48H32L33 49V46H35V50L36 49H38V50H40V48H42V49H45V48H48V49H52L51 50V52H47V51H45V50H41V51H34V50H32V51H34V54H33V52H29L30 53V56H31V53L33 54L32 55V60L34 59V65H33V67L31 66V67H29L28 65V67L27 66H25V64H24V62L21 60V59H12L13 57H16V56H13L11 59H10V55L9 54H13V53H9V51H8V53L7 52H5V51H1V49L3 48V44H2V38H3V36H2V31L0 30V99L1 100H5L6 101V99H8L9 101H10V99H14L15 100V98L19 101V100H21V99H23L25 102H20V103H18V102H15V103H13V102H11L12 104H8V102H7V104H6V107H7V105H8V113H9V115H7V116H3V113H2V115L0 116V133L3 131H5V133H4V135L6 134L7 135V133H8V135L9 136H11L9 133H11V132H9V129L11 128V127H14L13 125L14 124H12L11 122H14V121H17L16 123H18L19 121L18 120H23V119H25V120H28L29 118H27V117H25L24 115H22V116H24V117H22V116H20L19 115V113L21 112H29V113H31L32 111H30V110H33V109H37V108H39L40 109V107H41V103L40 102H37V101H35V103L33 104L32 103V98H33V100H35L34 98H37L36 96H35V94L38 92V91H41V92H45V91H43V90H49V89H51L52 88V86H53V84H54V86H60V87H62L63 85H64V87H65V84L67 83H69V82H66L65 83V80H68V78L70 79V77L72 78L73 76H75V75H77V77L79 76V73L80 74H83L84 75V73H86L88 70H91V69H94V70H97L96 72H99V74L101 75V77H103L102 75H104V77H105V79H106V77H108L109 75H111L113 72H115V70L116 69H119V68H126V63H128L129 64V62H130V65H131V63H133V66L132 67H136L138 70H142V69H146V70H153L154 68H155V66H156V64L157 63H160L161 65L163 64V65H165V66H167V68H171L172 69V71L174 72V73H172V74H174L175 75V81L178 83L179 82V77H181L183 74L184 75H186L187 77L186 78H188L191 82H193L194 84H195V82L196 83H198V82H200V81H209V79H213L212 81H221L222 82V80H227V79H231V81H232V79H234L235 81L237 80V79H239V77H242L243 79H239L240 81H241V83L243 82V83H247V82H252V84L254 83V80L256 81V80H258V74H260V77L261 76H264V56H262L261 57V55H259L258 53V55H254V53H253V51H251V50H249V52L247 53V50H245V51H243L245 54H243V52L242 53H240L241 51L239 50V52L237 51V50H234L232 47H235V46H237V45H244V46H246V44L247 43H250L251 42V40H252V42H253V38H252V36H250L249 34H248V27L249 26H247L246 25V23L244 22V20H240L239 19V17L241 18V16L239 15V13L240 12H242L241 10H242V8H244V10H245V8H246V10H245V12L246 11H249V13L251 14H256L257 15V13L259 14V11H264V1H262V0H247V2H243L244 3V5H242V4H240V3H238V2H235V0H223V2H224V5H222L223 3H222V1H220V0H204V2H202V0H199V2H202V3H199L198 2V0H155ZM4 2V1H3ZM64 2V1H63ZM88 2V1H87ZM86 2V3H87ZM97 2V1H96ZM93 3V4H95L96 6H98V2L97 3ZM173 3H178L179 5V8H180V5H181V7H182V9L184 10V11H182V10H180L181 12V14L179 13V14H177V16H176V18H175V16L174 17H170L169 15H168V17H167V20H166V18H165V20H164V22H167V21H169L168 19H172L171 20V22L169 21V23L167 24H165V25H162L161 26V28L159 27V29H158V31L155 29V30H152V28H153V24L151 23V22H153L156 18H159V14L160 13H162L163 11L162 10H164V9H166L167 10V6L168 7H170L171 5L170 4H172L173 5ZM222 3V4H221ZM6 4V3H5ZM71 4V3H70ZM92 4V3H91ZM152 4V5H151ZM222 5V7H221V5ZM99 5V6H100ZM170 5V6H169ZM63 6V5H62ZM102 6H100V7H102ZM121 6V5H120ZM174 6V5H173ZM177 6V7H178ZM84 7V6H83ZM166 7V8H165ZM95 8V7H94ZM94 8H93V10H94ZM68 9V8H67ZM90 10V9H89ZM99 10V9H98ZM168 10H169V8H168ZM162 11V12H161ZM172 11V10H171ZM70 12V11H69ZM93 12V11H92ZM100 12V11H99ZM164 12H165V10H164ZM177 12V11H176ZM223 12V14H224V12H225V14H227V15H229L228 17H231L232 19H235V23L237 22L236 20H238V23H236V24H233V23H228L226 20H224L223 18H224V16L222 17V16H220L221 14L220 13H222ZM244 12V11H243ZM70 13H72V11L70 12ZM103 13V12H102ZM108 13V12H107ZM171 13V12H170ZM170 13H168V12H166V15L167 14H170ZM71 16L73 15V14H70ZM104 15V14H103ZM161 15V14H160ZM260 15V14H259ZM258 15V16H259ZM91 16V15H90ZM98 16V15H97ZM96 16V17H97ZM101 16V15H100ZM158 16V17H157ZM164 16H165V14H164ZM252 16V15H251ZM73 17V16H72ZM107 17V16H106ZM156 17V18H155ZM166 17V16H165ZM254 18L255 17H257V16H253ZM260 17H261V15H260ZM260 17H258V18H260ZM94 18V17H93ZM161 16H160V18H159V20L161 21ZM243 18V17H242ZM245 18V17H244ZM100 19V18H99ZM154 19V20H153ZM174 19V20H173ZM227 19V18H226ZM231 19V20H232ZM247 19V18H246ZM251 19V18H250ZM253 19V18H252ZM79 20V19H78ZM88 20V19H87ZM109 20V19H108ZM153 20V21H152ZM158 20V19H157ZM158 20V21H159ZM229 20V19H228ZM254 21H255V19H253ZM257 20V19H256ZM69 21H71L70 19H69ZM250 21V20H249ZM248 21V23H250ZM258 21V23L260 24V27H261V30L262 29H264V19H260V20H257ZM257 21H255V22H257ZM260 21V22H259ZM105 23V22H104ZM108 23V22H107ZM257 23V24H258ZM158 24H160V23H158ZM161 24H163V19H162V22H161ZM160 24V25H161ZM249 25V24H248ZM152 26V27H151ZM259 27V28H260ZM63 28V27H62ZM25 29V28H24ZM21 30V29H20ZM19 31V30H18ZM262 31H264V30H262ZM251 33V32H250ZM140 36L141 38L139 39V40H141V43H139V42H137L136 44H135V47L134 48H136L137 46V48H139V44H141V47H142V49H143V52H140L139 50V52L140 53H137V54H135V55H132V56H130V61H127V62H124V58H123V54L122 53H120L119 51H114L113 49H112V51H111V49L109 48V47H113V48H115V46H116V44H114L115 43V41H117V40H123L124 38H126V37H130V36ZM135 36V37H136ZM198 38V40H202V42L204 43V46H203V48H207V47H209L208 49L210 50L211 48V50L210 51H212L213 49H216L217 51L215 52V50H213L214 51V53L212 52V54L210 53V54H208V52L207 51H205L204 52V50H202L201 48V51H203V52H200V49L198 48V46H197V50H196V48H195V44H197V43H195V44H193L192 43V41H193V39L195 40V39H197ZM42 38V39H43ZM255 38H257V37H255ZM46 39V40H45ZM117 39V40H116ZM129 39V38H128ZM136 39V38H135ZM136 40H138V39H136ZM254 41H255V39H254ZM258 41V40H257ZM256 41V42H257ZM261 41V40H260ZM260 41H258V42H260ZM119 42V41H118ZM150 42V43H149ZM194 42V41H193ZM200 42V41H199ZM256 42H254V43H256ZM262 42V41H261ZM260 42V43H261ZM120 43V42H119ZM147 43H149V44H147ZM151 43H153V44H155L157 47L159 46L160 48H165V49H167V47H168V49H169V47H170V49L172 48V46L174 47V45H172V44H176L175 45V47L177 48V46L179 45L180 46V50L182 51V49H183V51L186 49V48H189V46L191 47V45L193 44L194 45V48H195V50L197 51H194V50H191L192 48H193V45H192V47H191V49L189 50V52L187 53L186 51H185V55L184 54H182V53H184V52H180L183 56L181 57H179L178 56V53H177V55H174V53H172V52H170V53H168L167 51H169V50H167V51H163L162 53L160 52V51H158V49H159V47H158V49H156V51H154L153 49H151V50H149V48L153 45H151ZM201 43V42H200ZM200 43H198V44H200ZM203 43H201V45H203ZM118 44V43H117ZM131 44V43H130ZM253 44V43H252ZM115 45V46H114ZM151 45V46H150ZM247 45H249V44H247ZM254 45H256V44H254ZM31 46V47H30ZM89 46H91V47H89ZM130 46V45H129ZM134 46V45H133ZM146 46H148L147 48V51H146V48L144 49L143 47H146ZM150 46V47H149ZM206 46V47H205ZM243 46V47H244ZM251 46V45H250ZM256 46H258V45H256ZM37 47H39V48H37ZM45 47V48H44ZM65 48V49H63L64 51H62V49L61 50H59V51H57L58 49H60V48ZM89 47V50H90V48H92V47H94V49L96 48L99 52H96V50H93L94 52H92V50H87V51H89V52H87L85 49H87ZM102 47V48H101ZM109 48V50L108 51H105L104 50V48ZM153 47V46H152ZM155 47V46H154ZM157 47H155V48H157ZM185 47V48H184ZM232 48L233 50H234V53L231 51L230 52V50H232V49H228L229 50V53H228V51H226L227 50V48ZM247 47V46H246ZM249 47V46H248ZM253 47H255V46H253ZM262 47H264V46H262ZM81 48L83 49L82 50V52H79V49H80V51H81ZM101 48V49H103V50H99V49ZM107 48V49H108ZM120 48V47H119ZM133 48V49H134ZM136 48V49H137ZM226 48V49H225ZM6 49V48H5ZM53 49H55V52H52L53 51ZM69 49V51H67ZM93 49V48H92ZM136 49H134V50H136ZM165 49H162V50H165ZM207 49V50H208ZM26 50V49H25ZM116 50H117V47H116ZM119 50V49H118ZM149 50V51H148ZM160 50V49H159ZM174 50V49H173ZM179 50V49H178ZM178 50H177V52H178ZM188 50V49H187ZM85 51V52H84ZM104 51V52H103ZM120 51H123V50H120ZM150 51H154V52H150ZM171 51V50H170ZM192 51H193V53H192ZM209 51V52H210ZM218 51H220V52H218ZM251 51V52H250ZM38 52V53H37ZM84 52V53H83ZM133 52V51H132ZM137 52V51H136ZM155 52H157V53H155ZM159 52V53H158ZM167 52V53H166ZM218 52V53H217ZM26 53H28L27 51H26ZM29 53H28V55H29ZM36 53V54H35ZM135 53V52H134ZM133 53V54H134ZM153 53H155V54H153ZM216 53L217 54H225V53H228V56H227V58H222V56L220 57V58H218L219 57V55H216ZM231 53V54H230ZM251 53H253V54H251ZM260 53V52H259ZM125 54V53H124ZM176 54V53H175ZM181 54H179V55H181ZM242 56H241V55ZM249 55V54H251V55H249V56H247V58L245 59V57H246V55ZM260 54H262V52L260 53ZM15 55V54H14ZM64 55L65 56H71L70 58H68V59H66L65 57H64ZM10 56V57H9ZM20 56V55H19ZM19 56L18 57H16V58H19ZM127 56H128V54H127ZM178 56V57H177ZM240 56H241V58L243 57L244 58V60H241L240 59ZM260 56V57H259ZM124 57H125V55H124ZM25 58V57H24ZM29 58V57H28ZM24 60V59H23ZM65 60H68V61H65ZM27 61V60H26ZM241 61V62H240ZM243 61H244V63H243ZM32 63V62H31ZM242 63H243V65H242ZM64 65L66 66L65 68H63L64 67ZM130 67V66H129ZM169 68V69H170ZM63 69H64V71H63ZM170 69V70H171ZM135 70V69H134ZM145 70V71H146ZM125 71V70H124ZM130 71V70H129ZM143 71V70H142ZM155 71V70H154ZM154 71H153V73H154ZM94 72V71H93ZM121 72V71H120ZM77 73V74H76ZM87 73H89V71L87 72ZM90 73H91V71H90ZM138 73H139V71H138ZM143 73V72H142ZM142 73H140L141 75H142ZM146 73V72H145ZM151 74V73H150ZM248 74H250L251 76H249ZM254 74H256V75H254ZM54 75H57V80H59V81H55V83H53L52 85L50 84V82H52V81H54V78H55V76ZM59 75V76H58ZM91 75V74H90ZM122 75V74H121ZM181 75V76H180ZM248 75V77H245V76H247ZM98 76V75H97ZM119 76V75H118ZM139 76V75H138ZM79 77H81V76H79ZM95 77V76H94ZM103 77V78H104ZM256 77H257V79H256ZM47 78V79H46ZM75 78H76V76H75ZM84 78V77H83ZM90 78V77H89ZM182 78H183V76H182ZM181 78V79H182ZM45 79L46 80H48V82L46 83V81H45ZM73 79V78H72ZM81 79V78H80ZM99 79V78H98ZM119 79H121V78H119ZM262 79H264V78H262ZM262 79H261V81H262ZM56 80V79H55ZM60 80L62 81V82H60ZM100 80V79H99ZM113 80V79H112ZM185 80V79H184ZM75 81V80H74ZM74 81H71V83H69V85H71V86H76V84H78V82L76 83V82H74ZM90 81V80H89ZM98 81V80H97ZM187 81V80H186ZM186 81H184V82H186ZM198 81V82H197ZM214 81V82H215ZM60 82V85L58 84V83ZM64 82V83H63ZM87 82V81H86ZM85 82V83H86ZM112 82V81H111ZM210 83H212L211 82V80L209 81ZM213 82V83H214ZM228 82H229V80H228ZM234 82V81H233ZM256 82H259V81H256ZM61 83L63 84L62 86H61ZM89 83V82H88ZM56 84V85H55ZM66 84V85H67ZM79 84H81V82L79 83ZM98 84H100V83H98ZM116 84V83H115ZM114 84V85H115ZM175 84V83H174ZM192 84V83H191ZM200 84V83H199ZM219 84H222V83H219ZM237 84V83H236ZM239 84H240V82H239ZM96 85V84H95ZM214 85V84H213ZM243 85V84H242ZM246 85V84H245ZM249 85H251V84H249ZM248 85V92H245L246 94H248V95H251L254 99H253V101H259V104H264V88H262V89H260V85H259V88H257V86L256 87H254V86H249ZM88 86V85H87ZM94 86V85H93ZM107 86H108V84H107ZM120 86H121V84H120ZM189 86V85H188ZM240 86V85H239ZM262 86V85H261ZM80 87V86H79ZM82 87V86H81ZM84 87V86H83ZM94 88V87H93ZM246 88V87H245ZM88 89H89V87H88ZM97 89V88H96ZM96 89H94V90H96ZM213 89V88H212ZM216 89V88H215ZM52 90H53V88H52ZM75 90V89H74ZM80 90V89H79ZM85 90V89H84ZM93 90V91H94ZM177 90H178V88H177ZM218 90V89H217ZM234 90V89H233ZM247 89H245V91H246ZM97 91V90H96ZM103 91V90H102ZM114 91V90H113ZM178 91H180V89L178 90ZM206 91V90H205ZM212 91V90H211ZM210 91V92H211ZM237 91V90H236ZM238 91H240V90H238ZM8 92V94H7V96H4L5 94L4 93H7ZM9 92H11L12 93V96L11 95H9L10 93ZM170 92V91H169ZM207 92H209V91H207ZM244 92V91H243ZM83 93H85V92H83ZM89 93V92H88ZM178 93V92H177ZM181 93V92H180ZM244 93V94H245ZM4 94V95H3ZM14 94V95H13ZM16 94V95H15ZM44 94V93H43ZM50 94H52V93H50ZM78 94H80V93H77V95ZM90 94V93H89ZM170 94V93H169ZM168 94V95H169ZM172 94V93H171ZM209 94V93H208ZM207 94V96H206V94H205V98H206V101L208 102V103H210V104H213V101L214 100H216L215 99V96L213 95V92H211V94H209L208 95ZM47 95V94H46ZM45 95V96H46ZM76 95V94H75ZM112 95H113V93H112ZM115 95V94H114ZM113 95V97L112 96H110L109 98L110 99H113L114 97L116 98V96H114ZM116 95H117V93H116ZM166 95V94H165ZM178 95V94H177ZM176 95V96H177ZM240 95V94H239ZM238 95V96H239ZM243 95V94H242ZM39 96V95H38ZM71 96V95H70ZM118 96V95H117ZM164 96V95H163ZM163 96H159V98L161 97H163ZM167 96V95H166ZM166 96L164 97V98H166ZM221 96V95H220ZM49 97V96H48ZM78 97H80L79 95H78ZM93 97H95L94 95L92 96V98ZM102 97V96H101ZM108 97V96H107ZM170 97V96H169ZM179 97V96H178ZM235 97V96H234ZM90 98V97H89ZM96 98V97H95ZM108 98V99H109ZM114 98V100H116V101H120L121 103H123L124 101V99H123V97L122 96H119V97H117L116 99ZM177 98V97H176ZM240 99H241V97H239ZM238 98V99H239ZM74 99V98H73ZM81 99V98H80ZM98 99V100H97ZM96 100L95 99H91V100H88V101H86V102H82L81 104H80V102L78 103V104H80V105H78V106H82L84 109H85V111L84 112H88L89 113V115L88 114H86L85 115V117L88 115V119L90 120V117H92L91 119H96L95 121H97L99 118H101L102 117V115H101V111H103V109L105 108V105H104V108H102L103 107V104H104V102L106 101V100H104L103 98H101V100H99V98H97ZM107 99V100H108ZM110 99H109V102H110ZM168 99V98H167ZM204 99V98H203ZM11 100V101H12ZM22 100V101H23ZM29 100H31V102H29ZM69 100V99H68ZM70 100H72V98L70 99ZM104 100V101H103ZM160 100V99H159ZM162 100L163 99H161L160 100V102L162 103ZM166 100V99H165ZM165 100H163V101H165ZM169 100V99H168ZM4 101V102H5ZM101 101L103 102V104H102V107H101ZM116 101H114L113 102V100L111 101V102H113V103H116ZM170 101V100H169ZM174 101V100H173ZM176 101V100H175ZM217 101V100H216ZM220 101V100H219ZM238 101L239 100H237V107H236V111H238V113L236 114L235 112V114L238 116V120L239 121H242L243 120V114L241 113V112H243L244 110H243V108H244V106L242 105H239V103H241L240 101H239V103H238ZM256 101H255V103H256ZM0 102H2V101H0ZM34 102V101H33ZM41 102H43V101H41ZM107 102V101H106ZM105 102V103H106ZM109 102H107L106 104L108 105V103ZM49 103H51L52 104V102H49ZM48 103V104H49ZM71 103V102H70ZM74 103H77L76 101L74 102ZM125 103H127V102H125ZM160 103V104H161ZM4 104V103H3ZM3 104H1L0 103V105H2V106H0V107H3ZM14 104V105H13ZM33 104V105H32ZM53 104H54V102H53ZM52 104V105H53ZM56 104V103H55ZM72 104V103H71ZM117 104V103H116ZM168 104V103H167ZM209 104V105H210ZM257 104H258V102H257ZM261 104V105H262ZM9 105H12V106H9ZM44 105H45V102H44ZM110 105H112V103H110L108 106L110 107ZM132 104L130 103V106H131ZM163 105H164V102H163ZM162 105V106H163ZM5 106V105H4ZM50 106V105H49ZM49 106H45V107H47V109H48V107ZM58 106V105H57ZM66 106V105H65ZM76 106V104L74 105V107ZM113 106V105H112ZM125 106H127V105H125ZM125 106H118L119 108H117L118 109V115H115V112H113V114L116 116V120H114L113 118L114 117H110V116H114V115H112V110H111V113H109L110 112V110H109V112H107V113H109V117H110V119L112 118V120H110V119H106L105 118V124H102L101 122V124L100 123H98V122H96V124L94 123L92 126H90V124L92 123H86V122H84L83 123V129L82 130H84L85 131V133H88L89 134V136L91 135V136H93L94 137V139L96 138H100L101 139V141L100 140H98L99 141V144L97 143V140L95 141V144L94 145H99V150L101 151V154H99V157L100 156H102V158H100V160H101V162H103V161H105L106 159L108 160V157L107 156H109L110 157V155H107V154H109V151L111 150V152L110 153H112L113 151H114V149H116L114 152L116 153V156H115V159L117 158V156L120 154H123V152L124 151H126V150H128L129 148H134V149H132V154H133V152H136V154H133V157H132V155H130V159H129V162L130 163H128L125 167H128V170H129V172H131L132 170L134 171L135 169H133V168H136V169H138L137 171V173H140V169H142L143 168V166H142V162H145V160L144 161H142V158H140V157H137L138 155H140V154H144V149L142 148V146H144V145H147V141H149L150 142V140H149V136H150V138H151V136H155L156 135V133H158L159 135H160V133L161 132H158L157 130H162V129H164V128H162V123L161 124H159L161 121H163L164 119H165V117H166V110H165V106L164 107H160V108H158V109H156V110H154V109H152L151 111H149L148 112V119H149V124H147L148 126H146V128H147V130L146 131H144V133H143V135L146 137H144L143 139H140V140H137L136 138H134V137H132V138H134V140L133 139H131V140H127L128 139V134H129V137L131 136L130 135V133L129 132H131V128L130 129H128V127H130L131 125V123H133L132 121L134 120V115L132 114V113H129V112H127L124 108H125ZM129 106V105H128ZM173 106V105H172ZM204 106V105H203ZM208 106V105H207ZM212 106H214V105H211L210 107H207V108H210V109H212L211 111H213V107ZM239 106H241L240 108H239ZM5 107V108H6ZM64 107V106H63ZM62 107V108H63ZM116 107V106H115ZM5 108H0L1 109V111L2 112H4V113H6V111H3L2 109H4V110H6ZM23 108V109H22ZM58 108V107H57ZM60 108V107H59ZM73 108V107H72ZM71 108V109H72ZM77 108V107H76ZM81 108V107H80ZM80 108H78V109H76V110H79ZM82 108V109H83ZM113 108H114V106H113ZM217 108V107H216ZM246 108H248V107H245L244 109H246ZM22 109V111H20ZM39 109H37L38 111L37 112H39L40 110ZM50 109V108H49ZM66 109V108H65ZM71 109H69V110H71ZM74 109V108H73ZM72 109V110H73ZM83 109V110H84ZM108 108H106V109H104V111H106ZM112 109V108H111ZM115 109V108H114ZM206 109V108H205ZM258 110H264V105H262V107H259V108H257ZM256 109V110H257ZM75 109H74V111L75 112H77ZM116 110V109H115ZM171 110V109H170ZM200 110H201V108H200ZM203 110V109H202ZM207 110H209V109H207ZM217 110H219V109H217ZM243 110V111H242ZM248 110H249V108H248ZM42 111V110H41ZM53 111H54V109H53ZM58 111V110H57ZM56 111V112H57ZM59 111H62V110H59ZM80 111V110H79ZM104 111H103V114H104ZM114 111V110H113ZM216 110L214 109V111L213 112H215ZM235 111V110H234ZM64 112V111H63ZM67 112H68V110H67ZM72 112V111H71ZM84 112L82 113V114H84ZM206 112V111H205ZM245 112H247L246 110H245ZM245 112H243L244 114H246V116L248 115V117H249V114H247V113H245ZM1 113V112H0ZM28 113V114H29ZM40 113V112H39ZM55 113V112H54ZM62 113V112H61ZM208 113V112H207ZM27 114V115H28ZM33 114H34V112H33ZM58 114V113H57ZM78 114V113H77ZM171 114V113H170ZM168 115V117L169 116H171V118L173 117V113L171 114V115ZM174 114H176V113H174ZM206 114V113H205ZM211 114H212V112H211ZM5 115V114H4ZM26 115V114H25ZM38 115H40V114H38ZM42 115V114H41ZM44 115V114H43ZM51 115H53L52 113H51ZM202 115V114H201ZM200 115V116H201ZM218 115V114H217ZM234 115V114H233ZM36 116V114L33 116L32 114H31V121H32V119H33V117H35ZM61 116V115H60ZM74 116V115H73ZM107 115L105 114V116H103V117H106ZM175 117L177 116V115H174ZM180 116V115H179ZM184 116V115H183ZM183 116H180V117H183ZM54 117V116H53ZM64 117H66L65 115L63 116V118ZM68 117H69V115H68ZM71 117V116H70ZM81 117H83V116H80V119H81ZM108 117V118H109ZM190 117V116H189ZM191 117H193V116H191ZM56 118V117H55ZM67 118V117H66ZM73 118V117H72ZM170 118V117H169ZM194 118V117H193ZM196 118V117H195ZM198 118V117H197ZM65 119V118H64ZM79 119V118H78ZM88 119H87V121H88ZM167 119V118H166ZM202 119V118H201ZM247 119V118H246ZM250 119V118H249ZM25 120H23V121H25ZM39 120V119H38ZM83 120H85V119H83ZM191 120V119H190ZM30 121V122H31ZM91 121V120H90ZM116 121V122H115ZM21 122V121H20ZM94 122V121H93ZM189 122V121H188ZM194 122V121H193ZM15 123V122H14ZM158 123V124H157ZM228 123V122H227ZM244 123V122H243ZM19 124V123H18ZM18 124H16L17 125V127L19 126V129H20V131H21V127L23 128L22 129V132H23V134H25V136L23 135V134H21L20 133V131H18V130H16L17 131V133H19V137L20 138H22V137H24V141H25V138H26V140L27 139H29V137L27 138L26 137V135L28 136H30V138L32 137L31 136V134H40V133H42V134H45V133H52V132H57V130H59L57 127H50V128H48V129H44L43 130V128H42V126L41 125H38V124H31V125H29V124H26V125H28L27 127H23V126H21L20 127V125H25L24 123L22 124H20V125H18ZM78 124V123H77ZM157 124V125H156ZM183 124V123H182ZM187 124V123H186ZM190 124V123H189ZM205 124V123H204ZM210 124V123H209ZM16 125H15V128L14 129H16ZM54 126H56L55 124H53ZM102 127H101V126ZM130 125V126H129ZM155 126L156 125V127H157V130L156 129H152V127L151 126ZM183 125H185V124H183ZM243 125V124H242ZM80 126H82V125H80ZM133 126V125H132ZM186 126V125H185ZM191 126V125H190ZM74 128V127H73ZM82 128V127H81ZM145 128V129H146ZM239 128V127H238ZM237 128V129H238ZM18 129V128H17ZM72 129V128H71ZM78 129V128H77ZM182 129V128H181ZM192 129V128H191ZM154 130H156L155 132H154V134L152 133ZM183 130V129H182ZM11 131H12V128H11ZM15 131V130H14ZM14 131H13V134H15V135H18L16 132L14 133ZM129 131V132H128ZM163 131V130H162ZM176 131V130H175ZM216 131V130H215ZM3 132L1 133V137L3 136L4 137V135H3ZM7 132V133H6ZM59 132V131H58ZM82 132V131H81ZM210 132V131H209ZM221 132V131H220ZM215 133V132H214ZM12 134V133H11ZM188 134V133H187ZM211 134V133H210ZM6 135H5V137L2 139V140H0L1 141V145H3L2 147H4L3 149H2V147H1V145H0V151H2V152H0L1 153V156H0V165L2 164V166H0V169H3V168H1V167H4V166H8L9 164H10V162L11 163H13L14 162V165H15V161L18 159V158H20L22 155L21 154H19L20 152L19 151H21V153H22V150H24V148L26 149L28 146H26V147H22L20 150L17 148V147H19V145H20V143L21 142H24L23 141V138H22V141H21V139L18 137V139H20L19 141H21L18 145H16L15 146V144L14 143H17V142H13V144H14V146L12 145V144H9L10 142H12V141H10L11 140V138H12V136L10 137V142L8 143L7 141V144H9V145H12V147H14V148H11V147H7V146H9V145H7V144H5L6 142H2V141H4V140H8L9 138H8V135H7V138H6ZM14 135V136H15ZM22 135V136H21ZM132 135H135L134 133H132ZM141 136H143L142 135V133L140 134ZM139 135V136H140ZM174 135V134H173ZM182 135H184V134H182ZM194 135V134H193ZM204 135V134H203ZM136 136V135H135ZM162 136V135H161ZM160 136V137H161ZM218 136V135H217ZM228 136V135H227ZM1 137H0V139H1ZM17 137H13L12 138V140H14V138H17ZM85 137V136H84ZM87 137H88V135H87ZM123 137L124 138H126L125 140L123 139ZM165 137V136H164ZM186 137V136H185ZM230 137V136H229ZM233 137V136H232ZM33 138V137H32ZM61 138V137H60ZM90 138H92V137H90ZM113 138H117L118 140H116V139H113ZM189 138V137H188ZM247 138H249V137H247ZM34 140H35V138H33ZM44 139V138H43ZM47 139V138H46ZM58 139V138H57ZM103 139V140H102ZM138 139H139V137H138ZM250 139H252V138H250ZM158 140V139H157ZM207 140V139H206ZM18 141V140H17ZM29 141V140H28ZM33 140L31 139L29 142H32ZM37 141V140H36ZM35 141V143L37 144V142ZM61 141V140H60ZM94 141H92V142H94ZM154 141V140H153ZM186 141V140H185ZM219 141V140H218ZM228 141V140H227ZM260 140L258 139L257 140V138H254V139H252V143H253V145H252V147L254 148V151H255V155H261V142H259ZM43 142H45V141H43ZM42 142V144H44ZM86 142V141H85ZM90 142V141H89ZM88 142V143H89ZM100 142L102 143V144H100ZM189 142V141H188ZM230 142V141H229ZM232 142V141H231ZM262 142H264V141H262ZM2 143H4L5 145H6V147L4 146V144H2ZM25 143V142H24ZM24 143H22V144H24ZM97 143V144H96ZM213 143V142H212ZM26 144V143H25ZM31 144V143H30ZM29 144V145H30ZM46 144V143H45ZM45 144H44V146H45ZM92 144V145H93ZM34 145V144H33ZM33 145H30V146H32V147H34ZM37 145H41V144H37ZM49 145V144H48ZM57 145V144H56ZM85 145V144H84ZM100 145H102L101 147H100ZM188 145V144H187ZM251 145V144H250ZM21 146H23V145H21ZM29 146V147H30ZM43 146V147H44ZM46 146H47V144H46ZM88 146V145H87ZM91 146V145H90ZM89 146V147H90ZM216 146V145H215ZM230 145H228V147H229ZM236 146V145H235ZM36 147V146H35ZM42 147V150L44 149ZM50 147V146H49ZM114 148V149H110V150H108L109 148ZM154 147V146H153ZM213 147V146H212ZM223 147V146H222ZM15 148H17L16 150H14ZM20 148V147H19ZM38 148V147H37ZM36 148V149H37ZM39 148H41V146L39 147ZM48 148V147H47ZM93 148H94V146H93ZM251 148V147H250ZM9 149H13V151H10ZM50 149H51V147H50ZM97 149V150H98ZM218 149V148H217ZM228 149V148H227ZM227 149H225V150H227ZM3 150H4V152H3ZM6 150V151H5ZM32 149H30V151H31ZM38 151L40 150V149H37ZM57 150V149H56ZM96 150V149H95ZM216 150V149H215ZM236 148H232L231 147V149H228V151H227V159H228V163H227V172H232L233 173V170L234 169H236V166H235V168H234V164H233V162H234V159H235V157L237 158V155H235V153H236ZM8 151V152H7ZM14 151H16V152H14ZM29 150L28 151H26L27 152V154L25 153V150H24V152L22 153L24 156H22L21 158H20V160L22 159V158H27V156H32L33 154H32V151H31V153H28V152H30ZM34 151V150H33ZM44 151V150H43ZM46 151H48V150H46ZM50 151V150H49ZM53 152H54V149L52 150ZM51 151V152H52ZM88 151V150H87ZM217 151V150H216ZM224 151V150H223ZM261 151V152H260ZM10 154L9 156H7L8 154ZM10 152V153H9ZM11 152H14V153H11ZM19 152V153H18ZM37 152V151H36ZM42 152V151H41ZM94 152V151H93ZM96 152V151H95ZM114 152L111 154V157L113 156L114 157ZM120 152V153H119ZM129 151H127V153H128ZM148 152H149V150H148ZM209 152V151H208ZM219 152V151H218ZM25 153V154H24ZM34 153V152H33ZM38 153H40V152H37V154ZM98 153V152H97ZM153 153V152H152ZM7 154V155H6ZM11 154L13 155H15V156H13V158H14V160L12 159V161H10L9 163H7L6 164V162L5 161H7V160H11V158H12V156H11ZM18 154L19 155H21L20 157L18 156ZM49 154V153H48ZM129 154H130V152H129ZM146 154V153H145ZM144 154V156H146ZM206 154V153H205ZM212 154V153H211ZM262 154H264V153H262ZM5 155V156H4ZM17 155V156H16ZM27 155V156H26ZM47 155V154H46ZM54 155H55V153H54ZM97 155V154H96ZM135 155V156H134ZM152 155V154H151ZM214 155V154H213ZM226 155V154H225ZM29 156V158H31ZM50 156V155H49ZM98 156V155H97ZM123 156V155H122ZM125 156V155H124ZM123 156V157H124ZM149 156H150V154H149ZM10 157V158H9ZM54 157V156H53ZM99 157H98V159H96V161L97 160H99ZM107 157V158H106ZM141 157H142V155H141ZM197 157V158H196ZM203 157V156H202ZM215 157V156H214ZM222 157V156H221ZM17 158V159H16ZM29 158L27 159V160H29ZM55 158V157H54ZM153 158V157H152ZM194 158V157H193ZM200 158L201 157H198V154H197V156H195V162H193L194 163V167H193V176H195V174H194V172L196 173V175H198L197 177H199L200 178V173H203V172H205L206 170V172H205V174H208V173H211V172H209L210 170L212 171V167H213V165H211V163L210 162H207L206 163V161H204L203 162V160H202V162H201V160H200ZM206 158V157H205ZM209 158V157H208ZM212 158V157H211ZM225 158V157H224ZM260 157H257V159L255 158L254 160H252V163L250 162V164L248 165L249 166V168L248 169H252L251 171H254L255 169H259V168H264V159H259ZM16 159V160H15ZM102 159H104V160H102ZM146 159V158H145ZM149 159V158H148ZM197 159V160H196ZM239 159V158H238ZM35 160H36V158H35ZM82 160V159H81ZM80 160V161H81ZM106 160V161H107ZM158 160V159H157ZM200 160V161H199ZM236 160V159H235ZM24 161V160H23ZM30 161V160H29ZM29 161H27V162H29ZM90 161V160H89ZM94 161V160H93ZM119 161H121V160H119ZM127 161V160H126ZM210 161V160H209ZM8 162V161H7ZM45 162V161H44ZM51 162V161H50ZM116 162V161H115ZM133 164H132V163ZM148 162V161H147ZM150 162V161H149ZM212 162V161H211ZM6 165H5V164ZM22 163V162H21ZM26 163V162H25ZM33 163V162H32ZM105 163V162H104ZM106 163H108V161L106 162ZM125 163V162H124ZM136 163H138V164H136ZM140 163V164H139ZM156 163V162H155ZM161 163V162H160ZM192 163V162H191ZM192 163V164H193ZM204 163H206L205 164V166H203L204 165ZM213 163V162H212ZM51 164V163H50ZM100 164V163H99ZM102 164V163H101ZM126 164V163H125ZM132 164V165H131ZM4 165V166H3ZM17 165H18V163H17ZM91 165V164H90ZM108 165V164H107ZM142 166L141 168L140 167H138V166ZM226 165V164H225ZM11 166V165H10ZM21 166V165H20ZM26 166V165H25ZM34 166V165H33ZM94 166H96V165H94ZM101 166V165H100ZM115 166V165H114ZM118 166V165H117ZM129 166L131 167L130 169H129ZM147 166V165H146ZM151 166V165H150ZM154 166V165H153ZM193 166V165H192ZM214 166H215V164H214ZM261 166V167H260ZM12 167V166H11ZM17 167V166H16ZM92 167V166H91ZM96 167H98V166H96ZM108 167V166H107ZM109 167H111L110 166V164H109ZM121 167H124V166H120L119 167V169H116V170H114V167H113V170H114V172L116 171V172H118L119 170H120V168ZM123 168L122 170H123V172H124V169H125V171L127 170V168ZM144 167H145V165H144ZM149 167V166H148ZM147 167V168H148ZM154 167H156V165L154 166ZM175 167V165H174V162L172 163V162H169V165H168V168H169V171H170V173H172V175L174 174L173 172L175 171L176 172V169L177 168H174ZM259 167V168H258ZM7 168V167H6ZM52 168V167H51ZM93 168V167H92ZM146 168V169H147ZM195 168V169H194ZM206 169L205 171H203L202 172V170L203 169ZM243 168V167H242ZM242 168H241V170L240 171H242ZM5 169V168H4ZM94 169V168H93ZM98 169V168H97ZM99 169H101V168H99ZM152 170H153V167L151 168ZM155 169V168H154ZM175 169V170H174ZM216 169V168H215ZM245 169V168H244ZM254 169V170H253ZM50 170V169H49ZM59 170V169H58ZM57 170V171H58ZM110 170H111V168H110ZM110 170H108L109 171V173H111L110 172ZM118 170V171H117ZM122 170H120V171H122ZM131 170V171H130ZM140 170V171H139ZM144 170V169H143ZM142 170V171H143ZM178 170V169H177ZM195 170V171H194ZM1 171V170H0ZM3 171V170H2ZM7 171V170H6ZM118 172V173H121V172ZM132 171V173L134 174V175H136V170L133 172ZM141 171V172H142ZM147 171H150V172H152L153 173V171H151L150 169L149 170H147ZM155 171H156V169H155ZM214 172L216 171V170H213ZM236 171V170H235ZM244 171V170H243ZM250 171V172H251ZM257 171V170H256ZM157 172V171H156ZM167 171H165V174L166 175H168V172L166 173ZM239 172V171H238ZM95 173V172H94ZM113 173V172H112ZM131 173V174H132ZM213 173V172H212ZM220 173V172H219ZM241 173V172H240ZM244 173H246V172H244ZM20 174V173H19ZM122 174V173H121ZM124 174V173H123ZM147 174H149V173H146V174H144L145 176L147 175ZM157 174V173H156ZM155 174V175H156ZM161 175H162V173H160ZM187 174V173H186ZM192 174V173H191ZM226 174H228V173H226ZM243 174V173H242ZM1 175V174H0ZM100 175V174H99ZM111 175V174H110ZM125 175V174H124ZM139 175V174H138ZM152 175V174H151ZM150 175V176H151ZM158 175V174H157ZM190 175V174H189ZM200 175V176H199ZM210 175V174H209ZM103 176V175H102ZM117 176H118V174H117ZM123 176V175H122ZM140 176V175H139ZM148 176V175H147ZM149 176V177H150ZM169 176V175H168ZM174 176V175H173ZM192 176V177H193ZM212 176V175H211ZM216 176V175H215ZM64 177V176H63ZM97 177H98V175H97ZM104 177V176H103ZM110 177V176H109ZM116 177V176H115ZM120 177V176H119ZM137 177V176H136ZM136 177H135V180H136ZM141 177H142V175H141ZM153 177H154V174H153ZM170 177V176H169ZM175 177V176H174ZM197 177H196V180H195V178L193 179V183H189V182H191V180L192 179H190L191 178V176L188 178V177H186V178H188L189 179V181H188V179H186L187 180V183H189L188 185V188L186 187V189H187V191H188V189L189 190H191V192H192V190H193V192H195V190L197 191V188L199 189V188H201V190H202V192L201 193H205V194H207V192L209 193L211 190H213L214 189V192H215V194H211V196H212V199L209 197V194H207V196L206 195H204V194H200V192L198 193V191L200 190H198L197 192H195V194L196 193H198L196 196H195V194L194 193H192V194H194V196L193 195H190L189 197H187V195L185 194V199L187 198L188 200H191V196H193V198H196L197 199V203L199 202V206H200V208H199V210L203 207L204 208V206L206 207V209H208L209 210V208H208V206L210 205V203L211 204H213V208L216 206V209H217V211L219 212V215H217L218 213H216V210H214V209H211L213 212H214V214H216V216H219V217H221L222 218V221H223V215H226L225 213H228V212H226V210H225V212H223V211H221V209L222 210H224L223 208V206L224 205H226V206H228V208L227 209H229V208H231L230 210H234V208L232 209V207H230V205H237V206H239V205H245V207L247 206V205H249V206H251V208H254L255 210H256V207H258L257 205L259 204V203H257V200H256V202L255 203H253V202H251L248 198H250L248 195V197L247 196H244V194H242L241 193V195H238L237 193H234L235 191H233L234 189H235V186H236V189L238 188V186L237 185H235V186H233L234 185V180H237L236 178L234 179V178H231V179H233V180H231L230 178H229V180H228V183H226V185L227 184H229L228 185V187L227 186H225L224 185V187L226 188H229L230 190H228L227 192H226V196H225V194H223V192H221V195H219V198H218V202L220 203H218L217 205H214V201H212V200H215L216 201V199H213V197H214V195H216V193L218 192V190L219 189H221V191H223V190H225L224 189V187L223 186H221V185H218L219 183H217V184H215V186L216 185H218L217 187H219V188H214L213 186H214V183H213V185H212V189L210 188V186L211 185H209V190H207V192L205 191V188L207 187V186H205V183H208V182H205V179L206 178H203L204 180H202V178H200L202 181L200 182V179H199V182H197V183H195L194 181H197ZM256 177V176H255ZM61 178V177H60ZM100 178V177H99ZM108 178V177H107ZM106 178V179H107ZM148 178V177H147ZM176 178V177H175ZM175 178L173 179V180H175ZM210 178V177H209ZM0 179H3V178H0ZM94 179V178H93ZM95 179H96V177H95ZM94 179V180H95ZM105 178H102L101 180H104ZM114 179V178H113ZM113 179H110V181L111 180H113ZM120 179V178H119ZM118 179V180H119ZM140 179V178H139ZM139 179H137L138 181H139ZM142 179H144V178H142ZM170 179H172V178H170ZM208 179V178H207ZM222 179H223V177H222ZM225 179V178H224ZM94 180H93V183H94ZM100 180V181H101ZM134 180V178H133V180L131 181V182H133L134 184H136L137 183V180L135 181ZM177 180V179H176ZM183 180V179H182ZM185 180V181H186ZM243 180H245V179H243ZM71 181V180H70ZM110 181H109V183H110ZM120 181V180H119ZM119 181H117V184L115 183V181H114V183H110V186L111 185H117V186H115L116 187V189H117V187H118V189H117V191H118V193L116 192V191H114L113 189L110 191V193L111 192H113L114 191V193L116 192V194H119L120 192H119V188H121L122 187V183H126L127 184V182H126V180H125V182H122V179H121V182H119ZM136 183H135V182ZM150 181V180H149ZM149 181L148 180H144V183H148V185H149ZM160 181H162V180H160ZM167 181V180H166ZM113 182V181H112ZM128 182H130L129 180H128ZM139 182H141V181H139ZM152 182V181H151ZM174 182V181H173ZM179 182V181H178ZM178 182H175L176 183V185H177V183ZM184 182V180L182 181V182H179V184L180 183H183ZM204 183V185H202V186H200L199 185V183H201V184H203ZM210 182H212V181H210ZM243 182V181H242ZM1 183H3V180L1 181ZM6 183V182H5ZM65 183V182H64ZM92 183V182H91ZM92 183V184H93ZM103 183L105 184V182L103 181ZM153 183V182H152ZM159 182H157V184H158ZM186 183V184H187ZM195 183V186L196 185H199V187L198 186H196V189L194 188V186H193V184ZM236 183L238 184V185H242V184H245V183H241V180H240V184H239V181H236ZM235 183V184H236ZM71 184V183H70ZM92 184H90V186L88 187L87 186V188H84L85 190H87V191H92V192H94L95 194H92V196L94 195V197H98V196H105L106 195V189L108 188L109 189V184H105V185H102V182H95L94 183V185L92 186ZM138 184V183H137ZM153 184H156V183H153ZM173 184V183H172ZM172 184H169V185H172ZM178 184V185H179ZM191 184H192V187L194 188H192L191 187ZM208 184H210V183H208ZM207 184V185H208ZM2 185H4V184H2ZM2 185H0V186H2ZM6 185V184H5ZM67 185V184H66ZM108 185V187H105V186H107ZM133 187H128L127 185H125L126 186V188L128 187V190H127V192L129 193L130 191L132 192H130L131 193V195L133 194V196L134 195H136L135 194V192H134V190H135V186L133 185V184H131ZM130 185V186H131ZM160 185V184H159ZM158 185V186H159ZM174 185V184H173ZM175 185V186H176ZM185 185V184H184ZM183 185V186H184ZM247 185V184H246ZM74 186V185H73ZM92 186V187H91ZM141 186V185H140ZM145 186V185H144ZM151 186H152V184H151ZM151 186H149L148 188H150L149 190H150V192H149V194H152L151 195V197L152 196H157L156 194L158 193H160V194H162L163 193V191L164 190H167L166 189V187L165 188H163L164 190L162 191V193L161 192H159V191H161V189H159V191L157 192L156 190H154V187H152V189H151ZM155 186V185H154ZM157 186V187H158ZM163 186V185H162ZM161 186V187H162ZM168 186V185H167ZM187 186V185H186ZM204 186H205V188H204ZM220 186L221 187H223V189L222 188H220ZM232 187L233 189H231L230 187ZM239 186V187H240ZM243 186V185H242ZM70 187V186H69ZM147 187V186H146ZM145 187V188H146ZM156 187V186H155ZM157 187H156V189H157ZM160 187V186H159ZM170 187H172V186H170ZM174 187V186H173ZM249 187V186H248ZM72 188V187H71ZM77 188V187H76ZM129 188H130V191H129ZM140 188H141V190H140ZM139 188V190H138V188H137V190H138V192H137V195H139V196H137L136 195V197L137 198H135V196H134V198H133V196L131 197V195H130V193L128 194V197L126 198V199H123V201L121 200L120 202H119V204L117 203L116 205H114V206H116L115 208H113V209H116L117 210V213H116V215L118 214V215H120L119 217H121V218H119L120 220L122 219V221L121 222H119V220H118V223L120 224L121 223V228H120V226H119V232H113L115 235H116V237L114 236H112L113 234H111V232L112 231H110L109 233L110 234H108V233H106L105 232V234H107L106 236H105V234H104V232L102 233L103 234V236H104V238H103V236H101L102 237V241H104L105 243H108V244H105L104 243V247H106V245L109 247L110 246V243L112 244V245H114V242L113 241H115L114 239H110L111 237L112 238H116L117 239V235L120 233V234H123V221H125V222H130L131 224L130 225H128L127 226V229L125 230V233H127V234H134V236L135 237H137L138 239H140L141 241H145L146 240V238L147 237H152L153 239H154V241L158 244V245H160L162 248H164V250L166 249V252L167 253H170L171 252V249L169 248V247H171V246H169L168 244H167V241L166 240H170V241H177L176 239H175V236L176 235H183V237H184V242L186 241V244L188 245V244H191L192 242H193V240L195 239L194 237H196V236H193V234L195 233L196 235H197V232H199L200 231V234H202L203 233V231H202V225L199 223L202 219H204L205 217H203L201 220H198V221H195V223L193 224V223H191V222H189V223H173L174 225H178L179 226V228L178 229H176L175 231L174 230H172V229H170L169 228V226L171 225V224H165L164 223V221L166 220V217H164V216H162V214L160 213V212H157V213H149V210H150V208L152 207V208H156V207H162L163 205H161V204H159V200H160V198H157V203H155L156 202V198L154 199V197H152L153 199H154V201L151 199V197H149V199H150V201H149V199L147 198V200L149 201H147L145 198L147 197V196H145V195H147V193L145 194L144 193V191H146V190H144V189H142L143 188V186L142 187H140ZM203 188V189H202ZM226 188V189H227ZM241 188V187H240ZM243 188V187H242ZM247 188V187H246ZM7 189V188H6ZM5 189V190H6ZM82 189V188H81ZM147 189V188H146ZM179 189V188H178ZM178 189L175 191V188H174V193H176L177 191H178ZM183 189H185V188H182V190ZM185 189V190H186ZM216 189V190H215ZM235 189V190H236ZM239 189V188H238ZM121 190H123V189H121ZM125 190V191H126ZM144 190V191H143ZM181 190V187H180V189H179V191L178 192H180V191H182ZM203 190L205 191V192H203ZM232 190V191H231ZM3 191V190H2ZM74 191V190H73ZM84 191V190H83ZM139 191H142L144 194H142L141 195V193L142 192H140L139 193ZM155 194L156 192V194L154 195L152 192ZM155 191V192H154ZM173 191V190H172ZM226 191V190H225ZM229 191H230V195L229 196H227V193H229ZM243 191V190H242ZM212 193H213V191H211ZM2 193V192H1ZM73 193V192H72ZM88 193V192H87ZM109 193V192H108ZM114 193H112V194H109V195H114ZM172 192H170L169 194H171ZM190 193V192H189ZM83 194H85V195H87L86 193H84L83 192ZM121 195H122V193H120ZM169 194H168V196H169ZM200 194V195H199ZM224 196H223V195ZM3 195H4V193H3ZM51 195V194H50ZM72 195V194H71ZM89 195H90V193H89ZM108 195V194H107ZM109 195L107 196V197H109ZM126 195V194H125ZM130 195V196H129ZM141 195V196H140ZM172 195V194H171ZM175 195V194H174ZM184 195V194H183ZM199 195V196H198ZM243 195V196H242ZM246 195V194H245ZM251 195V194H250ZM144 197V199L146 200V201H144V199H141L140 197ZM181 196V195H180ZM203 197V198H198V197ZM204 196H206V200L208 201V200H210L211 199V201L212 202H207L206 201V203L208 204H206V203H204V206H202L203 205V203L201 204L200 203V201L203 199L204 200ZM218 196V195H217ZM220 196H223V197H220ZM19 197H21V198H25V197H22V195H20ZM69 197V196H68ZM71 197V196H70ZM88 197V196H87ZM111 197V196H110ZM142 197V198H143ZM160 197H162L163 198V194H162V196H160ZM170 197V196H169ZM182 197V196H181ZM209 197V199H207ZM1 198V197H0ZM5 198V197H4ZM79 198V197H78ZM113 198V197H112ZM112 198L110 199V200H112ZM124 198V197H123ZM141 199V204L139 205L138 204V206L140 207V208H138V210H142V211H138L137 209V211H138V213H134V212H132V210L134 211V207H135V205H137L136 204V201L137 200H140ZM162 198H161V200L160 201H162ZM171 198V197H170ZM177 198H178V196H177ZM183 198V197H182ZM255 198V197H254ZM1 199H3V198H1ZM0 199V200H1ZM6 199V198H5ZM135 199H136V201H135ZM159 199V200H158ZM172 199V198H171ZM181 199V198H180ZM187 199L185 200V201H187ZM199 199V200H198ZM256 199V198H255ZM259 199V198H258ZM4 200V199H3ZM6 200H8V199H6ZM26 200V199H25ZM27 200H28V198H27ZM57 200V199H56ZM91 200V199H90ZM99 200V199H98ZM98 200L96 199V201L98 202ZM152 200V201H151ZM164 200V199H163ZM182 200V199H181ZM180 200V202H182ZM253 200V199H252ZM260 200V199H259ZM262 200V199H261ZM51 201V200H50ZM53 201H55V200H53ZM51 202L50 203V215H51V219H52V221H51V223L53 224H51L50 223V227H51V225H52V228L54 229V227H55V229L56 228H63V229H79L80 228V220H78V218H77V216L74 214V213H69V211L65 208V206L63 205H61L60 204V202L59 203H57V202ZM100 201V200H99ZM135 201V202H134ZM174 201H176V203H173V204H177V200H174ZM183 201H184V199H183ZM184 201V202H185ZM255 201V200H254ZM4 201H2L1 203H3ZM108 202V201H107ZM151 202V203H150ZM152 202H153V204L155 205V204H159L160 206H157V205H155L154 207H153V205H152ZM163 202V201H162ZM168 203L169 202H171V200H168L167 201ZM179 202V201H178ZM192 202H195V200H193V201H191V203ZM201 202H205V200L204 201H201ZM261 202V201H260ZM0 203V204H1ZM64 203V202H63ZM81 203V202H80ZM86 203V202H85ZM95 203V202H94ZM112 203H115V202H113L112 201ZM135 203V204H134ZM165 203V202H164ZM168 203H165L164 204V207H165V205L168 207ZM52 204V205H51ZM60 204V205H59ZM65 204V203H64ZM93 204V203H92ZM98 204H99V202H98ZM128 204V205H127ZM132 204H134V206L132 207L131 205ZM170 204V203H169ZM206 204V205H205ZM216 204V203H215ZM221 204L223 205V206H221ZM254 204H257L256 205V207H255V205ZM66 205V204H65ZM150 205H151V207H150ZM179 205V204H178ZM193 205V204H192ZM195 205V204H194ZM260 205V204H259ZM21 205H19V207H20ZM97 206V205H96ZM125 206H127V207H125ZM130 206V207H129ZM219 206H221V207H223V208H220ZM241 206H240V208H241ZM242 206V207H243ZM22 207V206H21ZM21 207H20V209H21ZM68 207H69V205H68ZM113 207V206H112ZM170 207V206H169ZM174 207V206H173ZM191 207V206H190ZM193 207H195V206H193ZM210 207V206H209ZM211 207H212V205H211ZM210 207V208H211ZM245 207H244V209H243V211L245 210ZM18 208V207H17ZM96 208V207H95ZM142 208H144V209H142ZM163 208V207H162ZM197 207H196V209H198ZM218 208H219V210H218ZM247 208V207H246ZM13 209V208H12ZM93 209V208H92ZM113 209L112 210H110L112 213H113ZM158 209V208H157ZM161 209V208H160ZM164 210H165V208H163ZM163 209H161L162 211H163ZM179 209V208H178ZM177 209V210H178ZM205 208H204V211H206V212H204V213H207V211L208 210H206ZM248 209H249V207H248ZM254 209H251V211L252 212H256V214H257V212L258 211H261V210H257V211H254ZM90 210V211H89ZM115 210V211H116ZM118 210H119V212H118ZM135 210V212H137ZM144 210V211H143ZM166 210H168L167 208H166ZM186 210V209H185ZM237 210H238V208H237ZM240 211H241V209H239ZM22 211V210H21ZM89 211V213H87L90 217H89V219L90 218H92L93 216H95V219H91L92 221H91V225H92V222L93 223H95L96 224V222H99L100 220L99 219H101V223L99 222V224H103L102 222H104V221H108V220H111L112 219V217H114L113 219H117V217L116 216H113L114 214H112L110 211H107V210H92L91 211V209L89 208L88 210H86L85 212H88ZM158 211H159V209H158ZM169 211H171V210H169ZM187 211V210H186ZM189 211V210H188ZM210 211V210H209ZM209 211H208V215H209ZM262 211H264V210H262ZM4 212V211H3ZM85 212H83V213H85ZM168 212V211H167ZM167 212H165V214L167 213ZM176 213L177 212H179L180 213V211H175ZM192 212V211H191ZM195 212V211H194ZM198 212V211H197ZM197 212H195L194 214H196ZM200 212L202 213V216H203V209H202V211L200 210ZM211 212V211H210ZM213 212H212V214H213ZM220 212H223V213H221V214H223V215H221L220 214ZM249 211H247V213H248ZM251 212V213H252ZM111 213V214H110ZM160 213V214H159ZM170 213V216L172 217V215H174L175 214V216L177 215L176 213H174V212H169ZM174 213V214H173ZM8 213H6V215H7ZM79 214H80V212H79ZM139 214L140 215H144L143 216V218L144 219H146V220H149V218H158V219H160V221L162 222V223H160L161 225H163L164 227H162V228H160V229H158V230H154V229H150V230H148V231H142L140 228L143 226L141 223H139L137 220H138V217H139ZM163 214H164V212H163ZM183 214V211L180 213V215H182ZM192 214V213H191ZM200 214V213H199ZM255 214V215H256ZM9 215V214H8ZM112 215V216H111ZM169 215V214H168ZM258 215V214H257ZM262 215V214H261ZM111 216V219L109 218ZM174 216V217H175ZM185 216H189L188 218H190V214L187 212V215H186V213H185ZM184 216V217H185ZM195 216V215H194ZM200 216H201V214H200ZM199 216V217H200ZM201 216V217H202ZM210 217L211 216H213V215H209ZM208 216V218H210ZM216 216H214V217H212V218H216ZM227 216V215H226ZM225 216V217H226ZM19 217V216H18ZM83 217V216H82ZM164 217V218H163ZM182 217L183 219H184V221H185V218H187V217ZM192 217L193 216H191V219H192ZM197 217H198V215H197ZM197 217H193V219L192 220H194L195 218H197ZM198 217V218H199ZM206 217H207V215H206ZM12 218V217H11ZM88 218V217H87ZM109 218V219H108ZM181 217L179 216V219H178V217H177V219L178 220H176V221H178V222H181V219H180ZM197 218V219H198ZM207 218V219H208ZM96 219H98V221H96ZM103 219V220H102ZM104 219H106V220H104ZM112 219V220H113ZM200 219V218H199ZM206 219V220H207ZM211 219V218H210ZM210 219H209V221L207 220H205L204 219V221H206V222H204L205 224L206 223H209V222H211V224H212V222H214V221H212V219H211V221H210ZM232 219V218H231ZM235 219V218H234ZM94 220V221H93ZM111 220V221H112ZM180 220V221H179ZM215 220H217V219H215ZM221 220V219H220ZM13 221V220H12ZM80 221V222H79ZM96 221V222H95ZM116 221V220H115ZM114 220L112 221L113 222V224L112 225H114V222H115ZM173 221H175V219L173 220ZM175 221V222H176ZM232 221H233V219H232ZM244 221V220H243ZM106 222H104V224L106 223ZM117 222V221H116ZM202 222H203V220H202ZM245 222V221H244ZM109 223V222H108ZM199 223V225H197ZM203 223V224H204ZM216 223V222H215ZM85 224V223H84ZM89 224V223H88ZM98 224V223H97ZM98 224V225H99ZM148 224V223H147ZM204 224V225H205ZM210 224V223H209ZM219 224V223H218ZM222 224V223H221ZM5 225V224H4ZM90 225V224H89ZM106 225V224H105ZM118 225V224H117ZM203 225V226H204ZM54 226V227H53ZM95 228H97V225H93ZM100 226V225H99ZM99 226H98V228H99ZM102 226V225H101ZM108 226H109V224H108ZM107 226V227H108ZM181 226V227H180ZM225 226V225H224ZM90 227V226H89ZM102 227H104V226H102ZM110 227V226H109ZM114 227V226H113ZM226 228L228 227V226H225ZM224 227V228H225ZM91 228H92V226H91ZM5 229V228H4ZM9 229V228H8ZM113 229V228H112ZM244 229V228H243ZM89 230H91V229H89ZM88 230V231H89ZM94 230V229H93ZM92 230V231H93ZM121 230V231H120ZM208 230H210V228L208 229ZM213 230H214V228H213ZM70 231V230H69ZM75 231V230H74ZM115 231V230H114ZM205 232L207 231V228L204 230ZM257 231V230H256ZM85 232V231H84ZM90 232V231H89ZM89 232H86V233H88L89 234ZM96 233H94V236H96V238H95V241H93L94 240V238H93V234L91 235L92 236V245H93V247H92V245L90 246V243L89 242H86V240L87 241H89V240H91V238H89V239H87V235L88 234H82V237H83V239L84 238H86V240H83V241H85V242H83V243H85V244H88L89 245V247H90V249L91 248H93V249H95V247H94V245H96L97 243H102V242H99V241H96V240H98L99 239V236L100 235H102V234H100L99 235V233L100 232H97V231H95ZM159 232H164V233H167V235L168 236H166V237H161V236H159ZM169 232H176L175 234H169ZM202 232V233H201ZM76 233H78L77 231H76ZM81 233H82V231H81ZM72 233H70V235H71ZM74 234V235H73ZM73 234H72V238H73V240H72V238L71 239H65L66 241L68 240L69 241V245H70V242H71V240H72V245H71V247L69 246V245H67L66 244V246L68 247H70V248H72V247H76L75 245H79V243L81 242V245H79L80 247L82 246V245H84L83 243H82V238H81V236L79 235V236H77L74 232H73ZM96 234H98V237H97V235ZM194 234V235H195ZM199 234V235H200ZM69 235V236H70ZM76 235V236H75ZM85 235V236H84ZM90 235V234H89ZM109 235H111V236H109ZM207 235V234H206ZM15 236V235H14ZM18 236V235H17ZM27 236V235H26ZM56 236V235H55ZM107 236H109V238L107 237ZM198 236V235H197ZM201 236V235H200ZM199 236V237H200ZM204 236H205V234H204ZM250 236V235H249ZM67 237H68V235H67ZM71 237V236H70ZM101 237H100V239H101ZM177 237V236H176ZM182 237V236H181ZM202 237V236H201ZM253 237V236H252ZM12 238V237H11ZM17 238V237H16ZM27 238V237H26ZM108 238V239H107ZM2 239V238H1ZM197 239V238H196ZM201 240V242L203 243V242H205V241H203V239L202 238H200ZM205 239V238H204ZM207 239H209V238H207ZM12 240V239H11ZM105 240H107V241H105ZM109 240H111L112 242H110L109 243ZM130 240V239H129ZM169 240H168V242H169ZM198 240H199V238H198ZM198 240H196V243H195V241L193 242L194 244H197L199 241ZM209 240H211V239H209ZM31 241V240H30ZM62 241V240H61ZM61 241H60V244H61ZM101 241V240H100ZM198 241V242H197ZM6 242V241H5ZM11 242H13V241H11ZM22 242V241H21ZM40 242V241H39ZM206 242H207V240H206ZM26 243V242H25ZM28 243V242H27ZM130 243H131V240H130ZM192 243V244H193ZM208 243H211V241H208ZM13 244V243H12ZM20 244V243H19ZM18 244V245H19ZM23 244V243H22ZM39 244V243H38ZM52 244H54V242L52 243ZM123 244V243H122ZM122 244H120L119 246H121L122 248H123V245ZM199 244V243H198ZM205 244V243H204ZM62 245H63V242H62ZM88 245H87V248H88ZM210 245V244H209ZM23 246H24V244H23ZM51 246V245H50ZM64 246V245H63ZM62 246V247H63ZM79 246H77V249H79L78 247ZM204 246V245H203ZM13 247V246H12ZM17 247V246H16ZM46 247V246H45ZM83 247V246H82ZM108 247H106V248H108ZM111 247V246H110ZM110 247H109V251L107 250V249H105V251H108L109 253L110 252H112V251H114L115 249H118V248H116V247H118V246H116V247H114L113 249H112V251L110 250ZM2 248V247H1ZM74 248H73V250H74ZM86 248V249H87ZM4 249V248H3ZM27 250L29 249V248H26ZM46 249H48L47 247H46ZM61 249V248H60ZM76 249V248H75ZM89 249V250H90ZM119 249H120V247H119ZM119 249L117 250V251H114L113 253H114V255H112V253H108V255H110V256H115V252L116 253H118V251H119ZM24 250V249H23ZM121 250H123V249H121ZM128 250H129V253L128 254H126V256H119V254H117V256H115L116 258H114L113 257V260L115 259H118V261H119V263H118V261H116V263H118V264H137V262H138V264H149L148 263V261H149V259H148V261L145 259V258H142L141 257V246L140 245H131L129 248H128ZM50 251H52V250H50V249H48V250H45V249H41V250H38L37 252L35 251H33L34 253H33V255H37L36 257L38 258V255H39V258H42V257H46V260L47 259H49L50 260V258H55V255L53 256V255H51V256H49L50 255ZM54 251H56L55 249L53 250V252ZM63 251V250H62ZM66 251V250H65ZM72 250L70 249V252L68 253L67 251L65 252V255L67 254V255H71L70 253H72L71 252ZM81 251H82V248H81ZM84 251V250H83ZM87 251V250H86ZM93 251V250H92ZM13 252H14V250H13ZM48 252H49V254H48ZM59 252H61V251H59ZM64 252V251H63ZM74 252V251H73ZM91 252V251H90ZM3 253V252H2ZM25 253V252H24ZM31 253V252H30ZM37 253V254H36ZM52 253V252H51ZM55 253H57V254H59L58 252H55ZM55 253H52V254H55ZM62 253V252H61ZM77 253V252H76ZM79 253V252H78ZM84 253V252H83ZM87 253V252H86ZM95 253V252H94ZM9 254V253H8ZM27 254H29V253H27ZM32 254V253H31ZM46 254H47V256H46ZM56 254V256H57V258H58V256L60 257V255H57ZM64 254V253H63ZM121 254H123L122 253V251H121ZM120 254V255H121ZM25 255V254H24ZM81 255V254H80ZM84 256L86 255V254H83ZM90 255H92L93 256V254H92V252L90 253ZM95 255V254H94ZM98 255V254H97ZM1 256V255H0ZM23 256V255H22ZM34 256V257H35ZM50 258H49V257ZM72 256H74V255H71L70 257H72ZM83 256V257H84ZM107 256V255H106ZM27 256L25 255V258H26ZM29 257H30V254H29ZM36 257H35V259H36ZM48 257V258H47ZM69 257V258H70ZM74 257H76V256H74ZM73 257V258H74ZM82 257V258H83ZM88 257H90V256H88ZM96 257V256H95ZM94 257V258H95ZM66 258V259H65ZM64 259H61V257H60V261L57 259V261H59V262H64V261H67V260H70V259H67V257H65ZM80 258H81V256H80ZM15 259V258H14ZM35 259H33V260H35ZM93 259V258H92ZM19 260H20V258H19ZM28 260V257L26 258V261ZM33 260H32V262H33ZM48 260V261H49ZM54 260V259H53ZM62 260V261H61ZM87 260V259H86ZM31 261V260H30ZM36 261H37V259H36ZM41 261V260H40ZM44 261H45V259H44ZM74 261V262H73ZM73 261H72V259H71V261H67V262H69V264H70V262H72V263H74V264H76L77 262H80L79 261V259H73ZM76 261V262H75ZM136 261V262H135ZM29 261H27V264H29L28 263ZM31 262V263H32ZM35 262V261H34ZM52 262V264H53V261H51ZM51 262H49V264H51ZM54 262H55V260H54ZM66 262V263H67ZM114 262V261H113ZM0 263H2L1 261H0ZM8 263V262H7ZM36 263V262H35ZM37 263L38 264H42V262L41 263H39V261H37ZM84 263V262H83ZM151 263V262H150ZM10 264V263H9ZM15 264V263H14ZM21 264H23V263H21ZM24 264H26L25 262H24ZM34 264V263H33ZM45 264H47L46 262H45Z\"/></svg>",
	"mask_w": 264,
	"mask_h": 264
},
{
	"label": "crops",
	"instance_id": "3",
	"mask_svg": "<svg viewBox=\"0 0 264 264\" xmlns=\"http://www.w3.org/2000/svg\"><path fill=\"white\" fill-rule=\"evenodd\" d=\"M17 186L21 199L22 228L26 232L45 231L49 226V203L46 196V184L41 170L27 166L21 174ZM28 198V200H27ZM26 199V200H25Z\"/></svg>",
	"mask_w": 264,
	"mask_h": 264
}]
</instances>
